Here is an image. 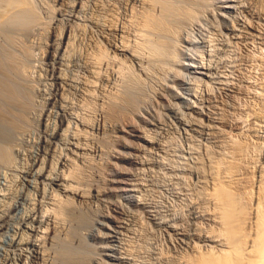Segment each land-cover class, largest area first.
Listing matches in <instances>:
<instances>
[{"label": "bare ground", "instance_id": "obj_1", "mask_svg": "<svg viewBox=\"0 0 264 264\" xmlns=\"http://www.w3.org/2000/svg\"><path fill=\"white\" fill-rule=\"evenodd\" d=\"M42 1V0H41ZM45 0H43V2H44ZM51 1V4H52V0H50ZM50 1H48V5H49V3H50ZM57 1V3L59 4H61L62 5V3L64 2V0H56ZM66 1H68V0H66ZM70 1V0H69ZM86 2H87V0H85ZM89 1V0H88ZM118 1H120V0H118ZM130 1V0H129ZM133 3H134V5H135V7H137V5H139V9L137 10V8H135V7H133L134 8V11H136V14L134 15V17H132L133 18V21L134 22H136V29L138 28L139 30L138 31H141V32H143L142 34H141V32H140V34L141 35H144L143 36V38H144V40L142 41V42H140V40L138 39V38H140V37H138V35H139V32H138V35H137V30L136 29H133L134 30V32L136 33V35H137V39L139 40H137V39H134V41H135V43H137L136 42V40L139 42V43H137L136 45H135V47L134 46H131L132 45V43L133 42H130L129 43V39H130V37H128V34H127V39L125 38V36L126 35H124L123 34V30H122V28L121 27H119V23H117L118 24V26H116L115 24H116V22L114 23V25L112 24L111 25V22H110V25L111 26H104V25H102V24H100V23H98L99 22V20L97 21L96 20V23H95V25H97L98 27L97 28H99V27H101V29H103V31H104V35H102V40H101V44H100V42H99V44H97L96 42H95V40L93 39V38H91L93 41H94V43H95V46H93L92 48H93V50H91L90 51V47H89V45L87 46V47H89L88 49H89V51L88 52H86V53H82V54H80V55H82V57H79V60L81 61V62H79L80 64H82L81 66H82V69H83V73H84V76H83V79L81 80L80 79V77H79V82L77 83V86H79V92H80V94L81 95H83V97L85 96V98L87 99V101H88V97L90 98V97H95L96 99H97V101H96V103H97V108H96V111H97V114H95L97 117H96V119L95 120H93V121H91L90 120V118H88L87 116L88 115H85V113H86V111L84 110V113H83V111L80 109V107H78V106H76V105H78V104H66V103H64L63 101L67 98V96H66V98H64L63 97V95H64V92H63V90H64V81H65V77H64V75L66 74V73H64V71H62L63 70V64L64 63H66L65 61L67 60L66 58L68 57V55L70 56V57H72V55L71 54H69V51L70 50H72L73 48L75 49V51H76V45H75V47H71V46H73V42H74V44H76L75 42L76 41H73L72 43H71V41H72V37L74 36L73 34L74 33H78L79 31L77 30V32H74V33H72V28H73V26L71 27V26H69V25H63V27L60 25L61 24V22L63 23L64 21H62L64 18H65V15H67V18H65V19H68V20H72L73 18H79V16L78 15H80V13L83 11V9L84 10H86L85 8H84V2H83V0H72L71 1V3H69V5H67L66 4V6L67 7H69V12H68V14H66L65 12L68 10H66L65 12H64V10L66 9V8H62L61 7V5H59V6H55L56 7V9H54V6H53V10L52 11H50L49 13L51 14H54V16H53V18H48L47 17V15L49 16L50 14L48 13V14H45L46 15V17L48 18V20H46L47 18H45V16H41L40 15V13L41 14H43L42 12H40L41 10L40 9H38V7H42L41 6V4H42V2L39 4V3H37V2H39L38 0L36 1H34V0H0V162H6L7 164L11 161V160H13L12 159V157H13V153H12V150L14 149V150H16L15 148H13V149H11L12 147V140L16 137L15 135H16V133H17V135H18V133H22L21 131H23L24 129H26L27 128V126L29 125V124H31V123H33V120L35 121V119H37L43 126H45V129L43 130V138H42V142H41V146H40V148H39V152H38V156L37 155H35L34 153V156H37L36 157V160H35V163L33 164V168L32 169H27V170H25L23 173V176H24V178H26V177H29V176H33V178L35 179V184H33L34 186H36V191L35 190H33V191H35L36 193H35V198L33 199V202H32V200H30L31 202H32V204H31V207H28V208H26L25 210H27L28 212L23 216V217H21L22 219H20V220H18V221H21L19 224L20 225H18L17 227H18V229H17V231L15 230V233L13 234L12 233V236H11V238H10V241H8L9 242V247L7 248L8 250V255H7V257H6V259H4L5 261H3L4 263L3 264H89L88 263V259H89V257H88V255L89 256H91V257H93L94 256V254L92 255V252H93V250H92V252H90V253H87L86 252V250H87V246L89 247V245H86V243H84L85 241H86V239L88 238V236H86L85 235V237H87L84 241H83V237L84 236H82V231H78V228H79V226H77V225H82V224H85L86 222H88L89 220V224H85V228L84 229H86V228H88L89 227V225L91 224V222L93 223V221L91 220V219H93L92 218V216H90L91 215V213H89L88 211L86 212V208L85 209H82L83 207H84V202L85 201H87L88 200V198L89 197H91V196H96V197H98V196H100V195H102V194H104V193H107V192H109V193H124L125 195H126V199H127V201L130 203V204H132V205H134V206H136V207H146L148 204L147 203H149V202H145L144 200H143V198L140 196V195H142V193H141V191H140V195H138L137 194V191H135L136 189H135V184H132L134 181H132V183H130V182H128L126 179H116V177H113L114 178V180H113V178H111L112 179V181H111V183H109V184H111V187H110V185H109V190L108 191H104V189L102 190V189H100L99 188V185L102 183H100L99 185H97L98 187H91V188H87L86 186H83L82 185V180L81 179H83L82 178V174L80 173V168L81 167H83V166H81L80 167V165L82 164H79V161H82V160H84L87 156H90V155H87L88 154V147L86 146V145H84V146H86V147H84V146H82V144H81V136H82V134H83V136H84V133H85V130H86V128L88 129L89 127L90 128H95V129H99V131H100V128H102V126H103V124H105L106 123V121H108V122H110L109 120H114V121H117V122H119L120 123V125L122 126L121 128H119V129H121L120 131H124V132H127V133H130V134H128L129 136H132L131 134L132 133H134V132H136V130H137V126H136V124H138L139 123V120L137 119V121H138V123H137V121H136V118H139L141 115H142V113H143V111H141V112H138V111H140L139 110V108H138V105H140V104H138V102H137V104H136V99H138L139 98V96H140V94H138V92L140 93V90L138 89V90H136L137 89V87H139L138 85L140 84H142V79H143V76H144V74L143 75H141L142 73H146L147 75L148 74H150L148 71H151L150 69V67L149 66H155L156 65V67H155V70H156V68H158V66L159 67H168L167 68V70H169V71H171V69L173 70L174 68H175V66H173L174 68H170L169 66H171L172 67V65H169L170 63H167V62H169L167 59H170L171 57H176L175 55H174V51H176L177 52V49L178 48H180V47H178L177 49L175 48V46L178 44L179 45V43L181 42L182 43V41H181V39H180V42L179 43H176V42H178L179 40L177 39V41L175 40V38L176 37H178V35L180 34L179 32H180V30H179V27L181 26V24H180V22L182 21V22H189L188 20L189 19H191L192 20V18L194 17V15H198L199 13V15H201L202 14V12H199L198 14H196V12L195 11H197V9H199V7L200 6H202V5H206L205 7L207 8V10H209L210 8H212V6L210 7V6H208V3H211V2H213L212 0L209 2L208 0H131ZM206 1H208V3H205ZM215 1V0H214ZM227 1V0H226ZM238 1V0H237ZM47 1H45V3H46ZM94 2V1H93ZM105 1H103L102 0V5H103V3H104ZM108 2H109V0H108ZM106 3L105 2V4H111V3ZM123 2V1H122ZM125 2V1H124ZM243 2V1H242ZM258 2V1H257ZM38 4V7H37V4ZM56 3V4H57ZM88 3V2H87ZM94 3H96V2H94ZM100 3V2H99ZM128 3V2H127ZM126 3V4H127ZM202 3H205V4H202ZM214 3V2H213ZM244 3V2H243ZM246 3H247V1H246ZM254 2H253V0H252V4H253ZM44 4V3H43ZM55 4V3H54ZM55 4V5H56ZM57 4V5H58ZM64 5H65V3H63ZM90 4V3H89ZM89 4H87V5H89ZM97 4H98V2H97ZM96 4V5H97ZM113 4V3H112ZM111 4V5H112ZM115 4H117V3H115ZM129 4H131V2L129 3ZM128 4V5H129ZM196 4H202V5H200L199 7H198V5H197V8L196 9H193V6H196ZM245 4V3H244ZM252 4H250V5H252ZM255 4H256V2H255ZM260 4V3H259ZM40 5V6H39ZM47 5V6H48ZM95 5V6H96ZM110 5V6H111ZM114 5V4H113ZM112 5V6H113ZM132 5V4H131ZM233 5V4H232ZM237 4H235V6H236ZM239 5V4H238ZM238 5H237V7H238ZM241 5V4H240ZM247 6H248V3L246 4ZM249 5V6H250ZM46 5L44 4V7H45ZM47 6H46V11H48L49 10V8H48V10H47ZM51 6V7H52ZM66 6H64V7H66ZM100 5L98 4V7H99ZM104 6H107V5H104ZM115 6V5H114ZM113 6V7H114ZM118 6H120V5H118ZM121 6H123V5H121ZM125 6V5H124ZM130 6V5H129ZM208 6V7H207ZM226 6V5H225ZM243 6V5H242ZM255 6V5H254ZM257 6V5H256ZM43 7V8H44ZM58 7V8H57ZM85 7H86V4H85ZM88 7V6H87ZM92 7V6H91ZM108 7V6H107ZM113 7H110V8H112V9H114ZM116 7V6H115ZM128 7V6H127ZM210 7V8H209ZM214 7V6H213ZM232 6H228V8H231ZM90 8V7H89ZM101 8H103V6L101 7ZM106 8V7H105ZM109 8V7H108ZM109 8V9H110ZM117 8H119V7H117ZM125 8H126V6H125ZM131 8H132V6H131ZM133 8L131 9V11L133 10ZM202 8V7H201ZM203 8H204V6H203ZM206 8H204L205 9V11L207 12V10H206ZM209 8V9H208ZM215 8V7H214ZM50 9H52V8H50ZM91 9H94V8H91ZM116 9V8H115ZM114 9V10H115ZM123 10H124V8H122ZM122 9H118V10H122ZM203 9V10H204ZM237 9V8H236ZM256 9V8H255ZM40 10V11H39ZM97 10H99V9H97ZM104 10V9H103ZM111 10V9H110ZM109 10V11H110ZM213 9H211V11H212ZM215 11H216V9H214ZM213 10V11H214ZM248 10V9H247ZM246 10V11H247ZM252 10H254V9H252ZM260 10V9H259ZM116 11V10H115ZM114 11V12H115ZM119 11V12H120ZM199 11H201V9L199 10ZM243 11V10H242ZM255 11H257V10H255ZM40 12V13H39ZM85 12V11H84ZM104 12H106V10L104 11ZM113 11H111V13H112ZM127 12V10H125V13ZM204 12V11H203ZM222 12V11H221ZM239 12V11H238ZM254 12V11H253ZM87 13V12H86ZM91 13H92V11H91ZM95 12L93 11V13H92V15L94 14ZM99 13V12H98ZM110 13V14H111ZM118 13V12H117ZM124 13V14H125ZM212 13V12H211ZM214 13V12H213ZM217 12H215V14H216ZM240 13H241V11H240ZM252 13V12H251ZM85 14V13H84ZM83 14V15H84ZM109 14V13H108ZM108 14L106 15V16H108ZM109 14V15H110ZM115 14V13H114ZM119 14V13H118ZM122 14H123V12H122ZM128 14V13H127ZM208 14H210V13H208ZM207 14V15H208ZM253 14H255V16H257V17H259V19L260 18H264L263 16H264V11L263 10H261V11H259L258 13H253ZM252 14V15H253ZM257 14V15H256ZM50 15V16H51ZM82 15V16H83ZM102 15V14H101ZM100 15V16H101ZM103 15H105V14H103ZM102 15V16H103ZM112 15V14H111ZM120 15V14H119ZM211 15H214V14H211ZM217 15H218V13H217ZM217 15H215V17L213 18V19H215L216 18V20L215 21H217V18H219V16H217ZM224 15H226V14H224ZM223 15V16H224ZM242 15V14H241ZM244 15H246V14H244ZM249 15V14H248ZM49 16V17H50ZM81 16V15H80ZM96 16V15H95ZM105 16V17H106ZM114 16V15H113ZM127 16V15H126ZM131 16H132V13H131ZM136 16V17H135ZM195 16V17H196ZM206 16V15H205ZM204 15L202 16V17H205ZM217 16V17H216ZM236 16H237V14H236ZM247 16V15H246ZM84 17V16H83ZM87 17V16H86ZM89 17H92V16H89ZM89 17H87V18H89ZM97 17V16H96ZM96 17H95V19H96ZM104 17V16H103ZM104 17V18H105ZM122 16H119V18H121ZM128 17V16H127ZM130 17V16H129ZM201 18V16H198V18ZM207 17H209V16H207ZM211 17V16H210ZM225 17V16H224ZM100 18V17H99ZM103 18V19H104ZM107 18V17H106ZM105 18V21L106 20H108V18L106 19ZM111 18V17H110ZM113 18V17H112ZM114 18H116V19H114V20H117L118 19V16L116 15V17H114ZM126 18V17H125ZM187 18H189V19H187ZM206 18V17H205ZM205 18H202V20L203 19H205ZM222 18V17H221ZM220 18V19H221ZM227 18H229L230 20H231V18L230 17H228V15H227ZM233 18V17H232ZM235 18H237V17H235ZM252 18V17H251ZM253 18H254V15H253ZM252 18V19H253ZM51 19V20H50ZM82 19V18H81ZM85 19V18H84ZM91 19H93V18H90V20ZM122 19V18H121ZM182 19H187V20H182ZM228 19V20H229ZM68 20H67V23H68ZM88 20V19H87ZM112 20V19H111ZM113 20V21H114ZM128 20V19H127ZM191 20H190V22L189 23H187L188 25L190 24V23H193V22H191ZM194 21H196L197 20V18H194L193 19ZM192 20V21H193ZM207 20V19H206ZM209 20V19H208ZM212 20V19H211ZM242 20H245V22H246V19H243L242 18ZM247 20H248V18H247ZM255 20V19H254ZM254 20H253V22H254ZM51 21V22H50ZM75 21V20H74ZM110 21V20H109ZM120 20H118V22H119ZM131 20H129V22H130ZM213 21V20H212ZM211 21V22H212ZM218 21H219V19H218ZM233 21V24H234V27H232V26H229L230 28H228V30L229 31H236V29H237V25H235L236 23H234L235 21H234V19L232 20ZM257 21V20H256ZM80 22H82L81 20H80ZM93 22H94V20H93ZM101 22V21H100ZM124 22V21H123ZM123 22H121L122 24H123ZM134 22H131L132 24H134ZM214 22V21H213ZM212 22V23H213ZM220 22V21H219ZM218 22V23H219ZM247 22H249V20L247 21ZM250 22H251V19H250ZM252 22V23H253ZM258 22V21H257ZM262 22V21H261ZM66 23V24H67ZM71 23H72V21H71ZM89 23V22H88ZM87 23V24H88ZM105 23V22H104ZM195 23V22H194ZM197 23V22H196ZM198 23L200 24V20L198 19ZM232 22L230 21V24H231ZM73 24H74V22H73ZM76 24V23H75ZM85 25H86V23H84ZM105 24H109L108 22L107 23H105ZM128 24V23H127ZM132 24H131V26H132ZM198 24V25H199ZM221 25H222V23H220ZM242 24H246V23H243L242 22ZM249 24V23H248ZM251 24V23H250ZM249 24V25H250ZM259 24H260V22H259ZM77 25V24H76ZM76 25H74V26H76ZM80 25H82V24H80ZM80 25H78V26H80ZM85 25H84V27H85ZM121 25V24H120ZM186 25V24H185ZM201 25H203L202 24V21H201ZM216 25V24H215ZM225 25V24H224ZM228 25V24H227ZM252 25V24H251ZM250 25V26H251ZM257 25V24H256ZM261 25V24H260ZM83 26V25H82ZM90 26H92L91 24H90ZM125 27L127 26V25H124ZM130 26V25H129ZM134 26H135V24H134ZM187 26V25H186ZM204 26V25H203ZM244 26H246V25H244ZM124 27V29H125V31H126V29L127 28H125ZM128 27V26H127ZM182 27V26H181ZM191 27V24L189 25V28ZM192 27H193V24H192ZM192 27H191V29H192ZM196 27V26H195ZM198 27V26H197ZM216 27V26H215ZM236 27V28H235ZM248 27V26H247ZM253 28H254V26H252ZM251 27V28H252ZM77 28V26L74 28V29H76ZM88 28V27H87ZM86 28V29H87ZM90 28H93L94 29V27H90ZM132 28H135V27H131V30H132ZM185 28V27H184ZM217 28V27H216ZM218 28H219V26H218ZM220 28H221V26H220ZM223 28V27H222ZM225 28V27H224ZM239 28V27H238ZM242 28V27H241ZM240 28V29H241ZM260 28V27H259ZM258 28V29H259ZM73 29V30H74ZM78 29V28H77ZM80 29H83V28H80ZM79 29V30H80ZM85 29V28H84ZM83 29V30H84ZM129 29H130V27H129ZM191 29H189V30H191ZM201 29V28H200ZM205 29V28H204ZM210 29V28H209ZM245 28H243L242 29V31L244 30ZM247 29V28H246ZM246 29H245V31H246ZM96 30V29H95ZM99 30H100V28H99ZM132 30V31H133ZM136 30V31H135ZM183 30V29H182ZM182 30H181V32H182ZM188 30V29H187ZM187 30H186V32H187ZM193 30V29H192ZM195 30V29H194ZM203 30V29H202ZM218 30H220V29H217V32H218ZM238 30V29H237ZM260 30V29H259ZM86 31V30H85ZM84 31V33H86ZM90 31V30H89ZM125 31H124V33H125ZM132 31H131V33H132ZM184 31H185V29H184ZM197 31V30H196ZM206 31H209L208 29L206 30ZM212 31V30H211ZM221 31H224V29L222 30L221 29ZM228 31V32H229ZM241 31V30H240ZM249 31V30H248ZM97 33H98V31H96ZM127 32H129V31H127ZM129 33L130 35H132V36H134V34L135 33ZM189 32H191V31H189ZM194 32V31H193ZM201 32V31H200ZM204 31H202V33H203ZM253 32V31H252ZM251 32V33H252ZM255 32V31H254ZM253 32V33H254ZM82 33H83V31H82ZM101 32H99V34H100ZM197 33V32H196ZM205 33V35L207 34V32H204ZM212 33V32H211ZM222 33H224V32H222ZM231 33V32H230ZM238 33V32H237ZM249 34H250V32H248ZM252 33V34H253ZM79 34V33H78ZM80 34H81V31H80ZM88 34H90V36H91V33H89L88 32ZM95 34V33H94ZM93 34V35H94ZM121 34H123V35H121ZM189 34V33H188ZM194 34V33H193ZM192 34V35H193ZM209 34L210 33H208V36H209ZM214 34H216L215 32H214ZM219 34V33H218ZM226 34V33H225ZM257 34V33H256ZM260 34H261V31H260ZM85 34H83V36H84ZM98 35V34H97ZM101 35V34H100ZM99 35V36H100ZM110 35H113V36H119V35H121L120 36V42H118V41H113V40H110L109 38V36ZM184 35V34H183ZM197 35V34H196ZM195 35V36H196ZM199 35H201V34H199ZM210 35H213V33L212 34H210ZM222 35V34H221ZM227 35H228V33H227ZM239 35H242V34H239ZM254 35V34H253ZM252 35V36H253ZM77 36H79V35H77L76 34V37ZM123 36H124V38L126 39V40H128V41H124L123 40ZM140 36V35H139ZM187 36H190V35H187ZM213 36H215V35H213ZM213 36H209V37H213ZM217 36V35H216ZM220 36V35H219ZM225 36V35H224ZM224 36H222V37H224ZM229 36V35H228ZM227 36V37H228ZM238 36V35H237ZM252 36H251V38H252ZM258 36H259V34H258ZM263 36V35H262ZM86 37H88L89 38V36H86L85 35V38ZM180 37V36H179ZM185 38H186V36H184ZM194 37V36H193ZM197 37V36H196ZM196 37H194L193 38V41L195 40V38ZM234 37H236V36H234ZM242 37H244V36H242ZM250 37V36H249ZM248 37V38H249ZM256 37H257V35H256ZM264 37V36H263ZM79 38H80V36H79ZM82 38H84V37H82ZM88 38H86V39H88ZM97 38V37H96ZM95 38V39H96ZM116 38V37H115ZM215 38V37H214ZM213 38V39H214ZM217 38V37H216ZM232 38H233V36H232ZM237 38V37H236ZM238 38H240L239 36H238ZM260 38V37H259ZM42 39H43V42H40L41 44H40V46H42L43 47V50L42 51H39L40 53L41 52H43L42 53V57H40L41 59H42V63H44V64H42L41 63V61L39 62V63H41L42 64V66L43 65H46L47 66V68H48V70H49V72H50V74H51V83L50 82H48V83H50L49 84V87L45 90V89H43V90H45L44 91V93L42 92V88H39V86H38V84L37 83H39V81H40V79L42 80L44 77L42 76V73H43V75H44V73L45 72H39L38 74H40L41 73V75L40 76H42L43 78H40V76H39V79L37 78L38 77V75H32L33 74V69H34V66H33V63L35 62H33L32 63V58H33V56H35L34 54H36L35 52L33 53V50H34V48H35V45L39 42V41H42ZM75 39V38H74ZM100 39H101V37H100ZM113 39V38H112ZM187 39V38H186ZM189 39V38H188ZM206 39L208 40V39H212V38H207L206 37ZM206 39H205V41H206ZM217 39H219V38H217ZM222 39V38H221ZM227 39H229V37L227 38ZM250 39V38H249ZM261 39H263V38H261ZM76 40V39H75ZM78 40H80V39H78ZM84 40V39H83ZM89 40H90V38H89ZM98 40H99V38H98ZM116 40V39H115ZM184 40V39H183ZM190 40V39H189ZM197 41H198V37H197V39H196ZM216 39H214V41H215ZM231 40V39H230ZM244 40V39H243ZM254 40V39H253ZM264 40V39H263ZM87 41V40H86ZM97 41V40H96ZM100 41V40H99ZM131 41V40H130ZM204 41V42H205ZM211 41V40H210ZM212 42V43H214V44H212L211 43V45H214V47L216 46V43L215 42ZM226 41H228V40H226ZM233 41V40H232ZM231 41V43H233ZM240 41V40H239ZM80 42V41H79ZM81 42H83V41H81ZM98 42V41H97ZM126 42H128L129 44H127ZM192 42V41H191ZM190 42V43H191ZM201 42V41H200ZM209 42V41H208ZM217 42V41H216ZM230 42V41H229ZM235 42H236V40H235ZM234 42V43H235ZM245 42V41H244ZM255 42V41H254ZM84 43H85V40H84ZM90 43V42H89ZM175 43H176V45H175ZM189 43V44H190ZM223 43V42H222ZM237 43V42H236ZM235 43V44H236ZM240 44H241V42H239ZM239 43H238V45H239ZM247 43H248V41H247ZM250 43V42H249ZM72 44V45H71ZM86 44V43H85ZM87 44H88V42H87ZM86 44V45H87ZM91 44V43H90ZM93 44V43H92ZM92 44L90 45V46H92ZM219 44H220V42H219ZM234 44V45H235ZM242 44H243V42H242ZM245 45H246V43H244ZM252 44H253V41H252ZM38 45V44H37ZM85 45V46H86ZM177 45V46H178ZM184 46H185V44H183ZM197 45V44H196ZM206 45V44H205ZM208 45V44H207ZM210 45V44H209ZM226 45H227V42H226ZM233 45V46H234ZM237 45V46H238ZM78 46H80V43H79V45ZM179 46H182V45H179ZM199 46V45H198ZM197 46V47H198ZM202 46V45H201ZM204 46V45H203ZM222 46H225V44L224 45H222ZM230 46V45H229ZM83 47V46H82ZM86 47V48H87ZM188 47V46H187ZM214 48L213 46H210L209 48ZM220 47L221 46H219V49H220ZM227 47V46H226ZM239 47V46H238ZM247 47V46H246ZM72 48V49H71ZM86 48H84V49H86ZM91 48V49H92ZM182 49L181 50H183L184 48L183 47H181ZM186 48V47H185ZM205 48V47H204ZM203 48V49H204ZM207 48V47H206ZM211 48V49H212ZM217 48H218V45H217ZM240 48V47H239ZM36 49V48H35ZM42 49V48H41ZM40 49V50H41ZM78 49H82L81 47H79V48H77V50ZM174 49H176V50H174ZM191 48H189V50H190ZM192 49H194V47L192 48ZM198 49V48H197ZM201 49V48H200ZM203 49H202V51H203ZM210 49V50H211ZM222 49V48H221ZM83 50V49H82ZM178 50H180V49H178ZM186 50V49H185ZM199 50V49H198ZM226 50V49H225ZM37 51V50H36ZM75 51H70L71 53L72 52H75ZM85 51H87V50H85ZM85 51H82V52H85ZM184 51V50H183ZM182 51V52H183ZM193 51V50H192ZM200 51V50H199ZM216 51V50H215ZM215 51H213V52H215ZM221 51V50H220ZM219 51V52H220ZM77 52V51H76ZM80 52V51H79ZM175 52V53H176ZM181 52V51H180ZM206 52H207V50H206ZM211 53H212V51H210ZM39 53V54H40ZM186 52H184V54H185ZM194 53H195V51H194ZM203 53H204V51H203ZM210 53V54H211ZM38 53H37V55H39ZM76 54V53H75ZM182 54V53H181ZM180 54V55H181ZM184 54H182V55H184ZM190 54V53H189ZM200 54V52L198 53V55ZM202 54V53H201ZM209 54V55H210ZM213 54V53H212ZM215 54V53H214ZM179 54H177V56H178ZM220 55V54H219ZM200 56V55H199ZM216 56H218V54L216 55ZM215 56V57H216ZM37 57V56H36ZM33 58V59H37V58ZM69 57V58H70ZM182 57H185V56H182ZM190 57V56H189ZM194 57V56H193ZM202 57H204V56H202ZM212 57V56H211ZM225 57V56H224ZM38 58H39V56H38ZM68 58V59H69ZM73 58V57H72ZM123 58H126V60L128 59V60H130L131 61V64H132V66H133V69L135 70V68H134V66L136 67V71L137 70H139V72H142V73H140V75L142 76V77H138L139 76V74L138 73H136V74H138V76H136V74L134 73L133 74V71H132V73H131V71L129 72V73H131L132 75H130V76H132V79H131V77H130V79L131 80H133V82L131 81V80H128L129 79V76H127L126 78H128V79H126L125 77H123V76H126V75H128V74H124V73H122L123 72V70L124 69H122L123 67H121L120 65L123 63ZM177 58V57H176ZM180 58V57H179ZM195 58V57H194ZM200 58V57H199ZM210 58V57H209ZM226 58V57H225ZM236 58V57H235ZM76 59H77V57H76ZM178 59V58H177ZM200 59H202V58H200ZM224 59V58H223ZM228 59V58H227ZM78 60V59H77ZM125 60V59H124ZM126 60L124 61L126 64H127V62H126ZM127 60V61H128ZM167 60V61H166ZM170 60H172V58L170 59ZM182 60V59H181ZM203 60V62H204V59H202ZM202 60H201V62H202ZM207 60V59H206ZM212 60V59H211ZM214 60V59H213ZM215 60H216V58H215ZM68 61V60H67ZM114 61V62H113ZM115 61L116 62H118V64L119 63H121L119 66H118V64H115ZM178 61V60H177ZM185 61V60H184ZM196 61V60H195ZM217 61H219V59H217ZM221 61V60H220ZM219 61V62H220ZM38 62V61H37ZM76 62V61H75ZM114 63V64H112V66L114 65H117V68H118V70H119V72L118 71H116V70H114V67H112L110 64L111 63ZM165 62L168 64V66H165V65H167V64H165ZM175 62H176V59H175ZM175 62H173V64L175 65ZM178 62H181V61H178ZM186 62V61H185ZM210 62V61H209ZM36 63V62H35ZM34 63V64H35ZM38 63V64H39ZM71 63V62H70ZM74 63V62H73ZM129 63V62H128ZM188 63V62H187ZM196 63H198V61L196 62ZM206 63V62H205ZM204 63V64H205ZM211 63H212V61H211ZM211 63H209L210 64V66H211ZM214 63H216L217 64V62H215L214 61ZM214 63H212V64H214ZM221 63H223V62H221ZM226 63H227V61H226ZM225 63V64H226ZM235 63V62H234ZM240 63H242V62H240ZM244 63V62H243ZM37 64V65H38ZM68 64V63H67ZM131 64H127L128 66L129 65H131ZM152 64H154V65H152ZM165 64V65H164ZM186 64V63H185ZM203 64V65H204ZM227 64H229V63H227ZM226 64V65H227ZM238 64V63H237ZM78 65V64H77ZM77 65H76V67H77ZM123 65L125 66V64L123 63ZM122 65V66H123ZM126 65V66H127ZM158 65V66H157ZM178 65V64H177ZM180 65H182V64H180ZM192 65H193V63H192ZM196 65H198V64H196ZM199 65H200V62H199ZM203 65H202V67H203ZM218 65V64H217ZM224 65V64H223ZM233 65V64H232ZM232 65H230V66H232ZM236 64H234L233 66H235ZM240 65V64H239ZM238 65V66H239ZM263 65V64H262ZM45 66V67H46ZM67 66V65H66ZM68 66H70L69 64H68ZM126 67V68H131L132 66H130V67ZM187 66V65H186ZM195 66V65H194ZM193 66V67H194ZM205 66H207V64L205 65ZM205 66H204V70L202 71L201 70V72H198V73H201L203 76H209V75H212V73L210 72L211 71V69L210 68H208V67H206L205 68ZM209 66V65H208ZM213 66V65H212ZM40 67V66H39ZM71 67H73V66H71ZM111 67H112V69H111ZM121 67V68H120ZM214 67V66H213ZM218 67V66H217ZM224 67H228V66H224ZM240 67V66H239ZM46 68V69H47ZM70 68V67H69ZM75 68V67H74ZM79 68V67H78ZM116 68V69H117ZM154 68V67H153ZM170 68V69H169ZM196 68H198V67H196ZM216 68V67H215ZM220 66H219V68H218V70H220ZM229 68V67H228ZM233 68V67H232ZM236 69H238V67H235ZM32 69V70H31ZM36 69L38 70V68L36 67ZM45 69V68H44ZM44 69H42V70H44ZM65 69V68H64ZM73 69V68H72ZM72 69H70L71 71H72ZM81 69V68H80ZM121 69H122V72H121ZM149 69V70H148ZM163 68H160V70L161 71H163L162 70ZM177 70H178V67L176 68ZM175 69V70H176ZM182 69V68H181ZM236 69H234V70H236ZM240 69V68H239ZM129 70H132V68L131 69H129ZM153 70V69H152ZM155 70H153V71H155ZM175 71V72H177L178 74L180 73V72H178V71ZM187 70V69H186ZM223 70V69H222ZM224 70H228V69H225L224 68ZM223 70V71H224ZM231 70V69H230ZM233 70V71H234ZM241 70V69H240ZM35 71V70H34ZM46 71V70H45ZM66 71H69V70H67L66 69ZM74 71V70H73ZM78 71V70H77ZM183 71V70H182ZM181 71V72H182ZM35 72H37V71H35ZM34 72V73H35ZM49 72H47V73H49ZM62 72L64 73V75L62 74ZM159 71L157 70V72H155V73H158ZM166 72V70L164 71V73ZM174 72V73H175ZM195 72V71H194ZM217 72H219V71H217ZM232 72V71H231ZM46 73V74H47ZM80 73V72H79ZM120 73H122V75H120ZM152 74L151 75H153V72H151ZM168 73H170V72H168ZM183 73V72H182ZM182 73L180 74L181 75V78L180 79H184V78H182L186 73L184 72L183 73V76H182ZM211 73V74H210ZM225 73H228V72H225ZM36 74V73H35ZM49 74V75H50ZM68 74H69V72H68ZM76 74H78L77 72H76ZM76 74H74V75H76ZM145 74V76H147ZM229 74V73H228ZM231 74H233V73H231ZM230 74V75H231ZM79 75V74H78ZM166 75V74H165ZM171 75V74H170ZM173 75H175V77H177L176 76V74H172V76ZM180 75L178 76V77H180ZM196 75V74H195ZM216 75H220V74H216ZM216 75L215 76H213V77H216ZM34 76V77H33ZM37 76V77H36ZM66 76V75H65ZM69 76V75H68ZM71 76V75H70ZM80 76H81V74H80ZM144 76V77H145ZM149 76V75H148ZM154 76V75H153ZM156 76V75H155ZM172 76H171V78H172ZM221 77L222 76H224V75H222V73H221V75H220ZM232 76V75H231ZM257 76V75H256ZM72 77V76H71ZM157 77H158V75H157ZM157 77H156V79H157ZM161 77H163L164 78V80L166 79V78H169V77H167V75H166V77L165 76H161ZM197 77H198V75H197ZM219 77V76H218ZM226 77V76H225ZM228 77V76H227ZM230 77V76H229ZM233 77V76H232ZM67 78V77H66ZM76 78H77V76H76ZM82 78V77H81ZM140 78H142L141 79V82H140ZM148 78H151V77H148ZM148 78H146L147 80H149ZM155 78V77H154ZM153 78V79H154ZM170 78V79H171ZM194 78V77H193ZM199 78H202L203 79V77L201 76V77H199ZM220 78V77H219ZM50 79V78H49ZM70 79V78H69ZM146 79L144 80V82H143V86H144V83L145 82H147L146 81ZM160 79H162V78H160V76H159V80ZM177 79V78H176ZM216 79V78H215ZM214 79V80H215ZM39 80V81H38ZM74 80V81H75ZM107 81V82H109V84L110 83H113V84H115L114 86H116V85H118V83L116 84V82H118V80L119 81H122L119 85V87L118 86H116V87H114V88H116L114 91H110V93H108L107 95H106V93H103L102 91H100V89L101 88H103V87H105V86H103V87H101V83H103L104 81ZM163 80V81H164ZM167 80V79H166ZM166 80L164 81V82H162V84L164 83H166ZM175 80V79H174ZM185 80V79H184ZM194 80H197V79H194ZM206 80V79H205ZM204 79H203V81H205ZM212 80V79H211ZM222 80V79H221ZM225 81H226V79H224ZM240 80V79H239ZM44 81H46V80H44ZM48 81V80H47ZM72 81H73V79H72ZM132 83H131V82ZM157 81V80H156ZM155 81V79H154V82L155 83H157ZM198 81V80H197ZM196 81V82H197ZM203 81L202 80H200L199 79V82H202V84H204L203 83ZM230 81V82H229ZM228 81V83H231V79ZM41 82H43V81H40V84H41ZM154 82H152L153 84H154ZM206 82H207V80H206ZM215 82H217V81H215ZM214 82V83H215ZM219 82H221V84H222V81H219ZM218 82V83H219ZM224 82V81H223ZM227 82V81H226ZM44 83V82H43ZM69 82H67V84H68ZM76 83V82H75ZM105 83V82H104ZM150 83H151V79H150ZM150 84L151 85V87H152V85L153 84ZM159 83H160V81H159ZM159 83H157V85L159 84ZM170 83V82H169ZM169 83L167 82V84L169 85ZM198 83V82H197ZM209 83V82H208ZM212 83V82H211ZM234 83H235V81H234ZM238 83V82H237ZM237 83H236V85H237ZM122 84V85H121ZM147 85L149 84V83H146ZM182 84V83H181ZM225 84V83H224ZM232 84V83H231ZM262 84V83H261ZM74 85H76V84H74ZM108 85V84H107ZM107 85H106V88L105 89H107ZM142 85H141V88H142ZM171 85V84H170ZM174 85H175V83H174ZM197 85H199V83L197 84ZM210 85V84H209ZM220 85V84H219ZM227 85V84H226ZM233 85H235V84H233ZM239 85V84H238ZM259 85V84H258ZM46 86H48V84L46 85ZM67 86V85H66ZM108 86H111V85H108ZM154 86H155V84H154ZM176 86V85H175ZM175 86H174V88H175ZM206 86V85H205ZM208 86V85H207ZM211 86V85H210ZM223 86V85H222ZM221 86V87H222ZM231 86V85H230ZM229 86V87H230ZM251 86V85H250ZM41 87V86H40ZM69 87V86H68ZM68 87L66 88V90L68 89ZM73 87V86H72ZM112 87H113V85H112ZM148 87V86H147ZM150 87V86H149ZM149 87H148V89H149ZM162 87V86H161ZM172 87H173V85H172ZM199 87H200V85H199ZM216 87V86H215ZM225 86H223L222 88H224ZM237 87V86H236ZM235 87V88H236ZM240 87H242V86H240ZM75 88V87H74ZM140 88V89H141ZM163 88H166V87H163ZM162 88V89H163ZM168 88H169V86H168ZM189 88H191V87H189ZM71 89H73V88H71ZM70 89V91H73V90H71ZM76 89V88H75ZM78 89V88H77ZM111 89V88H110ZM144 89V88H143ZM147 89V90H148ZM158 88L156 87V90H157ZM176 90H177V86H176V88H175ZM193 89V88H192ZM192 89H191V91H192ZM197 89L199 90L200 88H198L197 87ZM218 89H220V88H218ZM228 89H230V88H228ZM232 89V88H231ZM237 89V88H236ZM242 89V88H241ZM251 89V88H250ZM69 90V89H68ZM102 90H104V89H102ZM142 90V89H141ZM146 90V91H147ZM155 89H154V91H156ZM165 90V89H164ZM194 90H195V85H194ZM198 90L196 91H194V92H198ZM222 90V89H221ZM225 90V89H224ZM252 90V89H251ZM65 91V90H64ZM75 91V90H74ZM77 91V92H78ZM98 91L101 93H103L105 96H103V94H101L102 95V97L100 98V93L98 94ZM107 91H108V89H107ZM135 91H138L137 92V96L135 95ZM144 91V90H143ZM145 91V93H149V90L146 92ZM151 91V90H150ZM153 91V90H152ZM157 91H161V89H159V90H157ZM181 90H179V93H181L180 92ZM190 91V90H189ZM190 91V92H191ZM199 91H201V90H199ZM213 91V90H212ZM233 91H236V90H233ZM261 91V90H260ZM264 91V90H263ZM66 92V91H65ZM164 92V91H163ZM167 92V91H166ZM221 92V91H220ZM237 92V91H236ZM240 92V91H239ZM69 93V91L67 92V95H70V94H68ZM72 93V92H71ZM75 93V92H74ZM151 93H155V92H151ZM151 93H149L148 95H150ZM157 93V92H156ZM161 93V92H160ZM159 93V94H160ZM165 93V92H164ZM163 93V94H164ZM172 93V92H171ZM178 93V94H179ZM207 93H210V91H208ZM261 94H262V91L260 92ZM73 94V93H72ZM141 94H142V92H141ZM168 94V93H167ZM166 94V95H167ZM175 94H176V92H175ZM200 94H202V93H200ZM211 94V93H210ZM225 94V93H224ZM228 94H229V92H228ZM235 94H237V93H235ZM247 94V93H246ZM250 94V93H249ZM40 95L42 96V98H43V102L42 101H40L39 99H38V97L40 98ZM77 95H79V94H77ZM139 95V96H138ZM143 95H144V92H143ZM143 95H141V96H143ZM155 95V94H154ZM158 95V94H157ZM196 95L198 96V93H196ZM195 95V96H196ZM206 95V94H205ZM204 95V96H205ZM257 95V94H256ZM145 96V95H144ZM143 96V97H144ZM147 96V95H146ZM159 96V95H158ZM163 96H165V94L163 95ZM169 96V95H168ZM173 96H174V94H173ZM172 96V97H173ZM177 97H179L178 95H176ZM187 96V95H186ZM196 96V97H197ZM200 96V95H199ZM198 96V97H199ZM212 96V95H211ZM230 96V95H229ZM259 96V95H258ZM62 97L64 98L63 100H62ZM73 97V96H72ZM71 97V98H72ZM76 96H74V98H75ZM138 97V98H137ZM143 97H140V98H143ZM150 97H152V96H149V98ZM196 97H194V102L193 103H195L194 105L192 104L191 105V110H193L194 112H196V113H200V114H203L204 116H206V118H207V120L209 121V122H212V123H217L216 125H218V124H226V120L224 119V118H226V117H219V116H217V115H215L214 116V113H203L202 112V108L199 106V104L197 105V101H196ZM201 97V96H200ZM256 97V96H255ZM78 98H79V96H78ZM139 98V100H137V101H139V103H141L142 101V99H140ZM146 97H144V99H143V102L147 99H145ZM148 98V99H149ZM166 98H168L167 96H166ZM176 98V97H175ZM186 98V97H185ZM190 98V97H189ZM203 98V97H202ZM211 98V97H210ZM209 98V99H210ZM242 98V97H241ZM258 98V97H257ZM262 98V97H261ZM69 99H70V97H69ZM82 100H83V98H81ZM91 99H94V98H90V100ZM147 99V100H148ZM154 99H155V96H154ZM171 99V98H170ZM178 99V98H177ZM198 99H200V98H198ZM205 99H206V97H205ZM214 98H212V101H216V99H214ZM66 100H68V99H66ZM65 100V101H66ZM74 100H76V98L74 99ZM78 100V99H77ZM146 100V101H147ZM156 100H157V103L159 104L160 102L159 101H161V99L159 100V99H157V97H156ZM159 100V101H158ZM192 100V99H191ZM201 100V99H200ZM207 100H208V98H207ZM261 100V99H260ZM71 101V100H70ZM92 101H94V100H92ZM141 101V102H140ZM145 101V102H146ZM170 101V100H169ZM172 101H173V99H172ZM171 101V102H172ZM193 101V100H192ZM208 101H210V100H208ZM67 102V101H66ZM72 102H73V100H72ZM85 102H86V100H85ZM90 102V104L91 105H94V103H91V101H88V102H86V103H83L82 102V104H84V108L85 109H87L86 107H88V106H85L87 103H89ZM149 102V101H148ZM150 102H152V101H150ZM163 102V101H162ZM168 102V101H167ZM174 102V101H173ZM188 102V101H187ZM199 102H201V101H199ZM230 102V101H229ZM68 103H69V101H68ZM74 103H76L75 101H74ZM154 105H152V106H154L155 107V104H156V102L154 101V102H152ZM205 103H206V101H205ZM215 103V102H214ZM216 103H218V102H216ZM79 104H81V101H80V103ZM142 104V103H141ZM145 104H147V103H145ZM151 104V103H150ZM158 104L156 105V106H158ZM163 104L165 105L166 104V102H163ZM178 104V106H180L179 105V102H176V103H174V107H176V105ZM188 104V103H187ZM190 104V103H189ZM223 104V103H222ZM75 105V106H74ZM89 105V104H88ZM91 105H89V107L91 106ZM149 105V104H148ZM160 105V104H159ZM172 105V104H171ZM203 105V107L206 105H204V104H202ZM201 105V106H202ZM208 105V104H207ZM218 105H219V103H218ZM225 105V104H224ZM141 107L142 106H144V104L143 105H140ZM149 106H151V105H149ZM148 106V107H149ZM169 106V105H168ZM168 106H167V108H168ZM178 106L176 107V108H178ZM189 106V105H188ZM209 106V105H208ZM220 106V105H219ZM234 106V105H233ZM260 106V105H259ZM53 107H55L56 109H57V114H58V122H57V124H56V126H55V128L52 130V129H50V130H52V131H50L51 133H49L47 130H49L47 127H49L50 128V125H53V124H51L50 122V125L48 126V124L49 123H46V122H48L47 120H49L48 118H49V116H51V112H53V111H51V110H53ZM83 107V106H82ZM91 107H94V106H91ZM141 107H140V109H141ZM159 107L160 106H158V108L157 107H155V108H157L156 109V111H158V112H160L161 113V111L162 110H160L159 111ZM164 107V106H163ZM166 107V106H165ZM172 107V106H171ZM183 107V106H182ZM181 107V108H182ZM185 107H187V106H185ZM211 107V106H210ZM213 107V106H212ZM255 107V106H254ZM52 108V109H51ZM143 108V107H142ZM151 108H153V107H151ZM151 108L149 109V112H150V114L149 115H151V112L152 111H150L151 110ZM161 108V107H160ZM180 108V107H179ZM209 108V107H208ZM215 108V107H214ZM223 108V110L225 109L224 107H222ZM222 108L220 107V109L222 110ZM234 108V107H233ZM91 109H93V108H91ZM91 109H90V111H91ZM94 109H95V107H94ZM93 109V110H94ZM146 109H148L147 107H146ZM162 109V108H161ZM170 109V108H169ZM173 109V108H172ZM188 109H189V107H188ZM202 109V110H201ZM217 109V108H216ZM262 109V108H261ZM88 110V109H87ZM93 110H92V112H93ZM145 110V109H144ZM175 110V109H174ZM179 109H177V111H178ZM181 110V109H180ZM182 110H184V108L182 109ZM182 110H181V112H182ZM186 110V109H185ZM221 110H220V112H221ZM254 110H255V108H254ZM54 111H56L55 109H54ZM148 111V110H147ZM155 111V110H154ZM153 111V112H154ZM176 111V110H175ZM187 111V110H186ZM186 111H184V112H186ZM204 111V110H203ZM206 111V110H205ZM204 111V112H205ZM213 111H214V109H213ZM225 111H226V109H225ZM89 112V111H88ZM145 112H146V110H145ZM164 112H165V110H164ZM181 112H180V114H181ZM209 112V111H208ZM216 112V111H215ZM253 112V111H252ZM251 112V113H252ZM262 112V111H261ZM94 113H96V112H94ZM140 113H141V115H140ZM163 113V112H162ZM161 113V114H162ZM167 112H165V114L163 113L162 115H166L167 116V114H169V113H167ZM179 113V112H178ZM188 114H189V116H191V115H193L192 113H191V115H190V113L189 112H187ZM227 113V112H226ZM55 114V113H54ZM56 114V115H57ZM88 114H91V113H88ZM156 114V113H155ZM159 114V113H158ZM176 114V113H175ZM216 114H218V113H216ZM234 114V113H233ZM238 114V113H237ZM262 114V113H261ZM91 115H93L94 116V114L92 113ZM140 115V116H139ZM143 115H145V114H143ZM142 115V116H143ZM148 115V116H149ZM154 115V114H153ZM182 115L184 116V114H183V112H182ZM181 115V116H182ZM222 115V114H221ZM223 115H226V114H223ZM263 115V114H262ZM54 116V115H53ZM155 116V115H154ZM153 116V117H154ZM164 116H161L162 117V120L164 121H166V117L165 118H163ZM169 116H171V115H169ZM172 116H174V115H172ZM177 117V119H178V122L179 123H181L182 125H184V126H186L187 127V129L188 128H193L194 127V129H195V126H199V124H201V122H203V121H201V122H199V124H198V121L195 123L194 122V120L192 119V118H190V119H192L193 120V122L191 121V122H189V121H187L186 119H184V118H182V117ZM185 116H187V115H185ZM188 116V117H189ZM258 116V115H257ZM156 117H157V115H156ZM160 117V118H161ZM168 117V116H167ZM176 117V116H175ZM188 117H187V119H188ZM198 118L199 119V117H196V116H194L193 115V118ZM201 117V116H200ZM253 117V116H252ZM259 117V116H258ZM260 117H261V115H260ZM53 118V117H52ZM55 118V117H54ZM53 118V119H54ZM143 118V117H142ZM141 118V119H142ZM159 118V117H158ZM157 118V119H158ZM172 118V117H171ZM186 118V117H185ZM233 118V117H232ZM264 118V117H263ZM262 118V119H263ZM56 119V118H55ZM148 119H150V118H148ZM156 118H155V120H157ZM201 119H203V118H200L199 119V121L201 120ZM260 119V118H259ZM57 120V119H56ZM159 120V119H158ZM161 120V121H162ZM169 120V119H168ZM172 120V119H171ZM205 120V119H204ZM228 120V119H227ZM32 121V122H31ZM55 121V120H54ZM148 121V120H147ZM151 121H153L152 120V118H151ZM160 122V123H166V122ZM172 121H174V119L172 120ZM229 121V120H228ZM237 120H235V122H236ZM263 121H264V119H263ZM31 122V123H30ZM56 122V121H55ZM113 122V121H112ZM169 122V121H168ZM176 122V121H175ZM174 122V124H176ZM230 122V121H229ZM245 122V121H244ZM247 122V121H246ZM256 122V121H255ZM258 122H260V121H258ZM36 123V122H35ZM34 123V124H35ZM38 123V122H37ZM114 123H116V122H114ZM141 123V122H140ZM204 123V125H206V126H209V125H207L208 124V122H203ZM207 123V124H206ZM211 123V124H212ZM257 123V122H256ZM255 123V125H257ZM261 123V122H260ZM259 123V124H260ZM109 124V123H108ZM153 124L154 125H157L155 122H153ZM232 124H233V122H232ZM243 124V123H242ZM258 124V125H259ZM74 125V126H73ZM106 125V124H105ZM104 125V126H105ZM115 125H117V124H115ZM119 125V126H120ZM142 125H144V124H142ZM146 125V124H145ZM215 124H213V126H214ZM229 126L231 125V124H228ZM240 125V124H239ZM252 125V124H251ZM257 125V126H258ZM262 125V124H261ZM260 125V126H261ZM31 126V128L33 127L32 126V124L30 125ZM29 126V127H30ZM41 126V125H40ZM79 126H81V128L82 127H86L85 128V130H84V128H83V131L81 130V132H83L82 134L79 132H77L76 130L78 129V127ZM112 126V125H111ZM111 126H110V128H111ZM141 126V125H140ZM157 126H159V125H157ZM164 126H166V125H164ZM177 126H178V124H177ZM181 126V125H180ZM183 126V128H185ZM200 126H203L202 124L200 125ZM212 125H211V127H213ZM220 126V125H219ZM237 126V125H236ZM236 126H235V128H236ZM244 126V125H243ZM34 127H37L36 126V124H35V126ZM77 127V128H76ZM109 127V126H108ZM108 127L106 126V128L108 129ZM210 127V126H209ZM210 127V128H211ZM239 127H241V126H239ZM30 128V129H31ZM42 128V127H41ZM51 128H52V126H51ZM72 128H76V130L75 129H73L72 130ZM115 128H116V126H115ZM115 128H114V130H115ZM138 128H139V126H138ZM141 128V127H140ZM144 128H145V126H144ZM143 128V129H144ZM150 128V130H151V127H149ZM149 128H148V132H149ZM161 128V127H160ZM167 128V127H166ZM210 128H208V129H210ZM214 128H217V126L216 127H214ZM214 128H212V130L214 129ZM220 128H221V126H220ZM223 128V127H222ZM221 128V129H222ZM231 128H233V127H231ZM242 128V127H241ZM28 129V128H27ZM27 129L26 130H24V131H27ZM37 129H38V127H37ZM40 129V128H39ZM104 129V128H103ZM112 129H113V127H112ZM147 128H145V130H146ZM152 129H153V127H152ZM156 129V127L154 128V130ZM202 129V128H201ZM205 129V128H204ZM218 129V128H217ZM228 129V128H227ZM227 129H225V131L227 130ZM234 129V128H233ZM244 129V128H243ZM243 129H242V131H243ZM256 129H257V127H256ZM260 129H262L261 127H260ZM42 130V129H41ZM75 130V131H74ZM139 130V129H138ZM142 130V129H141ZM145 130H142V132L143 131H145ZM156 130H159V129H156ZM164 130V129H163ZM163 130H162V134H163ZM197 130V129H196ZM220 130V129H219ZM224 130V129H223ZM32 131V130H31ZM39 131V130H38ZM87 131V130H86ZM98 131V130H97ZM108 131V130H107ZM118 131V130H117ZM133 131V132H132ZM147 131H145L144 133H146ZM152 131V130H151ZM166 131V130H165ZM187 131H189V130H187ZM199 131V130H198ZM203 131V130H202ZM205 131H206V129H205ZM209 131V130H208ZM207 131V132H208ZM213 131H215V130H213ZM230 131H232V129L230 130ZM229 130H228V133H231ZM234 131V130H233ZM232 131V132H233ZM241 131V130H240ZM248 131V130H247ZM253 131V130H252ZM258 131V130H257ZM261 131V130H260ZM264 131V130H263ZM29 131H27V133H28ZM39 132H41V131H39ZM89 132V134H90V132L91 131H88ZM93 132V131H92ZM94 132H95V130H94ZM93 132V133H94ZM101 132V131H100ZM100 132H99V135H100ZM105 132V131H104ZM104 132L102 133V134H104ZM116 132V131H115ZM132 132V133H131ZM141 132V131H140ZM148 132H147V134H148ZM161 132V131H160ZM166 132H168V130L166 131ZM193 132H195V131H193ZM201 132V131H200ZM210 132V131H209ZM209 132H208V134H209ZM212 132V131H211ZM210 132V133H211ZM227 132V131H226ZM245 132V131H244ZM243 132V133H244ZM24 133V132H23ZM21 134V138H23L22 136H24L25 137V133L24 134ZM32 132H30V134H31ZM118 133V132H117ZM155 133V132H154ZM190 133V132H189ZM199 133V132H198ZM204 135H205V133L204 132H202ZM212 133H214L213 135H215V132H212ZM211 133V134H212ZM228 133H226V134H228ZM40 134V133H39ZM81 134V135H80ZM85 134H87V135H89L88 133H85ZM97 134V133H96ZM106 134V133H105ZM113 134V133H112ZM116 134V133H115ZM153 134V133H152ZM156 134H157V132H156ZM160 134V133H159ZM165 134V133H164ZM168 134V133H167ZM167 134H165V135H167ZM216 134H218L217 132H216ZM220 134V133H219ZM258 134V133H257ZM263 134V133H262ZM32 135V134H31ZM30 135V136H31ZM41 135H42V133H41ZM87 135H85V136H87ZM94 135V134H93ZM98 135V134H97ZM96 135V136H97ZM107 135H108V132H107ZM120 135H122V134H120ZM134 135V134H133ZM151 135V134H150ZM155 135V134H154ZM161 135V134H160ZM200 135H201V133H200ZM234 135V134H233ZM237 135H239L238 133H237ZM249 135V134H248ZM254 135V134H253ZM91 136V135H90ZM95 136V137H96ZM103 136V135H102ZM118 136H119V134H118ZM124 136H125V134H124ZM164 136V135H163ZM162 136V137H163ZM202 136V135H201ZM208 136H210V137H212V135H207V137ZM98 138H96L97 139V142L99 141V136H97ZM107 138H108V136H106ZM106 137H103V138H106ZM109 137H110V135H109ZM111 137H113V136H111ZM116 137V136H115ZM121 138H122V136H120ZM156 137V136H155ZM210 137H208V138H210ZM214 137V136H213ZM220 137V136H219ZM224 137V136H223ZM242 137V136H241ZM259 137H260V134H259ZM17 138H19V137H17ZM17 138H16V140H17ZM21 138H19V141L21 142ZM31 138V137H30ZM86 138V137H85ZM103 138H101V140L103 141L104 139ZM114 138V137H113ZM120 138V139H121ZM124 138V139H123ZM122 139L123 140H129V138H127V136L126 137H123ZM159 138V137H158ZM207 138V139H208ZM214 138H216V137H214ZM232 138H234V136L232 137ZM26 139H28V138H26ZM41 139V138H40ZM109 139V138H108ZM108 139H106V140H108ZM133 139V138H132ZM139 139L144 143V145H145V149H147V147L146 146H149V147H155V146H158V144L156 143L157 141H159V140H154L153 138H152V136H149V134H148V136H143V134L141 135V133H140V135H139ZM160 139H162V138H160ZM217 139V138H216ZM222 139V138H221ZM224 139H225V141L227 140L225 137H224ZM229 139V138H228ZM236 139V138H235ZM262 139V138H261ZM15 140V142H13V143H16V145L18 144V148H19V146H21V149L22 148H24V146L22 147V145H21V143H18V141H16ZM25 140V139H24ZM23 140V141H24ZM89 140V139H88ZM101 140H100V142H101ZM118 140V138H116V141ZM213 140V139H212ZM218 140H220L219 138H218ZM233 140V139H232ZM14 141V140H13ZM26 141V140H25ZM41 141V140H40ZM86 141V140H85ZM92 141V140H91ZM90 141V142H91ZM111 141V138L107 141L108 143ZM113 141V140H112ZM130 141V140H129ZM214 141V140H213ZM224 141V140H223ZM235 141V140H234ZM239 141V140H238ZM258 141H259V139H258ZM264 141V140H263ZM88 142V141H87ZM94 142V141H93ZM106 142V141H105ZM120 142V141H119ZM122 142V141H121ZM125 142V141H124ZM135 142V141H134ZM133 142V143H134ZM161 142V141H160ZM219 142V141H218ZM221 142V141H220ZM227 142H228V140H227ZM237 142V141H236ZM244 142V141H243ZM261 142V141H260ZM25 143V142H24ZM60 143H62L64 146L63 147H61V150H58V147H59V144ZM137 143H139V142H137ZM159 143V142H158ZM162 143V142H161ZM161 143H159V144H161ZM222 143V142H221ZM221 143H215L214 142V146H215V144L217 145V144H221ZM264 143V142H263ZM23 144V143H22ZM40 144V143H39ZM86 144V143H85ZM89 144H91V143H89ZM101 144V143H100ZM102 144H104V142L102 143ZM112 144H115L116 145V142L115 143H111V145ZM118 144V143H117ZM126 144V143H125ZM127 144H130V143H127ZM132 144V143H131ZM130 144V145H131ZM141 144V143H140ZM139 144V145H140ZM165 144V143H164ZM209 144V143H208ZM225 145H227L226 144V142L224 143ZM241 144V143H240ZM239 144V145H240ZM14 145V144H13ZM16 145H15V147H16ZM110 144H109V146H111ZM115 145H112V146H115ZM133 145V144H132ZM131 145V146H132ZM223 145V144H222ZM237 145H238V143H237ZM264 145V144H263ZM262 145V146H263ZM89 146V145H88ZM93 146H94V144H93ZM93 146H91L92 148L91 149H89L90 151V153L91 152H96V151H98V152H103V151H101L102 149H104L105 147H103L101 150H97L98 149V147L97 148H95V147H93ZM99 146V145H98ZM104 146H106L105 144H104ZM129 146V145H128ZM130 146V147H131ZM165 146V145H164ZM209 146V145H208ZM208 146H206V150H208V151H211V150H213L214 151V149L212 148V149H210L209 150V148H208ZM212 146V143L210 144V146L209 147H211ZM245 146V145H244ZM261 146V147H262ZM134 147V146H133ZM136 147V146H135ZM138 147V146H137ZM142 147V146H141ZM148 147V148H149ZM161 147H163V146H161ZM216 147V146H215ZM219 147V146H218ZM223 147V146H222ZM221 147V148H222ZM225 147V146H224ZM223 147V148H224ZM236 147H238V146H236ZM264 147V146H263ZM17 148V150H19ZM114 148H117V146L116 147H114ZM119 148V147H118ZM117 148V149H118ZM156 148V147H155ZM243 148H245V147H243ZM20 149V150H21ZM106 149V148H105ZM143 149H144V147H143ZM143 149H142V151H143ZM151 149V148H150ZM149 149V150H150ZM164 149V148H163ZM225 149L227 150V146L225 147ZM263 148H261V150H262ZM13 150V151H14ZM16 150V151H17ZM25 150V149H24ZM107 150V149H106ZM105 150V151H106ZM118 150H120V149H118ZM124 150V149H123ZM133 150H135V151H138V150H140L139 148H133ZM157 150V149H156ZM194 150H195V148H194ZM193 150V151H194ZM197 150V149H196ZM223 150V149H222ZM222 150H219V148H218V152L220 151H222ZM235 150H237V148H235ZM240 150H242L241 149V147L239 148V150L238 151H240ZM25 151H27V150H25ZM104 151V152H105ZM141 151V150H140ZM147 152H148V149L146 150ZM153 152L155 151L154 149L152 150ZM164 151V150H163ZM165 151H166V149H165ZM169 151V150H168ZM192 151V150H191ZM208 151H205V152H208ZM228 151H230V149L228 150ZM233 151V150H232ZM243 151V150H242ZM245 151V150H244ZM263 151V150H262ZM261 151V152H262ZM32 152V151H31ZM97 152V154L100 156L101 154H99ZM107 152V151H106ZM105 152V153H106ZM113 152V151H112ZM119 152V151H118ZM117 152V153H118ZM125 151H123V153L122 152H120V153H118L116 156H114L117 160H119V161H124V162H128V160H129V156L130 155H128L127 156V154H125L124 153ZM128 152V151H127ZM149 152H151V151H149ZM167 152V151H166ZM196 152H199L198 150L196 151ZM224 152V151H223ZM236 152V151H235ZM19 153V152H18ZM29 153V152H28ZM27 153V154H28ZM89 153V154H90ZM108 153V152H107ZM111 153V152H110ZM136 153V152H135ZM134 153V154H135ZM164 153V152H163ZM213 153V152H212ZM217 153V152H216ZM224 153H227V151L226 152H224ZM229 153V152H228ZM233 153V152H232ZM241 152H239V154H240ZM243 153H245V152H243ZM242 153V154H243ZM249 153V152H248ZM256 153V152H255ZM264 153V152H263ZM15 154H17V152L15 153ZM20 154V153H19ZM18 154V155H19ZM24 154H26V153H24ZM93 154V153H92ZM96 154V155H97ZM112 154H114V153H112ZM130 154H132V153H130ZM137 154V153H136ZM139 154V153H138ZM140 154H141V152H140ZM145 155H146V153H144ZM191 154H193L192 152H191ZM213 154H215V153H213ZM235 153H233V154H231V157H235V155H234ZM260 154H262V153H260ZM87 155V156H86ZM105 155V154H104ZM143 155V154H142ZM145 155H143L144 157H145ZM163 155H165V154H163ZM197 155H199V154H197ZM197 155L195 154V156L194 157H197ZM206 155H207V153H206ZM216 155V154H215ZM222 155H224L223 153H222ZM226 155V154H225ZM225 155L224 156H222V157H225ZM264 155V154H263ZM22 156V155H21ZM31 156H32V154H31ZM94 156V155H93ZM131 156H133V155H131ZM202 156V155H201ZM209 156H211L210 157V159H212V156H214V155H210V153H209ZM209 156L207 155V157L209 158ZM229 156V155H228ZM242 156V155H241ZM241 156H239V157H241ZM260 156H262V155H260ZM26 157V156H25ZM24 157V158H25ZM95 157V156H94ZM93 157V158H94ZM101 157V156H100ZM104 157V156H103ZM111 157V156H110ZM109 157V158H110ZM140 157V156H139ZM151 157V156H150ZM152 157H153V154H152ZM151 157V159L153 160V161H155L154 160V158H152ZM202 157H204L205 158V156H202ZM200 158V160H203V158ZM242 157H245V154H244V156H242ZM246 157H249L248 155L246 156ZM14 158H17L16 156L14 157ZM33 159L35 158V157H32ZM89 158V157H88ZM91 158H92V156H91ZM90 158V159H91ZM92 158V159H93ZM134 158V157H133ZM149 158V157H148ZM148 158L146 157V159H147V162H148ZM215 158H216V156H215ZM219 158H221V157H219ZM218 158V159H219ZM226 158H228V157H226ZM237 158H238V156H237ZM87 159V158H86ZM88 160V163H89V161H91V160ZM102 159V158H101ZM104 160L106 159L105 157L103 158ZM142 159V158H141ZM144 159V158H143ZM150 159V158H149ZM196 159V158H195ZM210 159H208L209 161H210V163H212L211 162V160ZM222 159V158H221ZM220 159V160H221ZM224 159L225 158H223V161H224ZM245 160L246 161V158H242V160ZM16 159H14V161H15ZM103 160V161H104ZM140 160V159H139ZM145 160V159H144ZM198 160H199V157H198ZM199 160V162H201ZM207 160V159H206ZM205 160V161H206ZM214 160V159H213ZM229 160V159H228ZM231 160H234V159H231ZM230 160V161H231ZM239 160V159H238ZM254 160V159H253ZM260 161H261V159H259ZM258 160V161H259ZM34 161V160H33ZM93 162L95 161V160H92ZM98 161H99V158H98ZM98 161H95L96 163H98ZM101 161V160H100ZM108 161V160H107ZM110 162L112 161V159L111 160H109ZM133 161V160H132ZM138 161V160H137ZM143 161V160H142ZM160 161V160H159ZM195 161V160H194ZM193 161V162H194ZM205 161L203 160V163H204V165L203 166H205ZM223 161H222V163L219 161V163H218V165L216 164H214V163H212V164H214V165H212L211 164V166H214V168L212 169V168H210V169H212V171L214 170V169H220V170H217L213 175H212V173L213 172H211L210 171V174H211V176H213V179H212V183H211V189L209 190V192H207V194L208 195H206L205 197H208V201L207 202H210L211 203V205H212V207H211V211L209 210V211H207L206 212V210L205 209H203V210H205V211H200L201 210V208H199L198 209V207H196L198 210L197 211H195L194 213V215H193V218H203V219H206V220H208V223L209 222H211V230L210 231H208V233H201L200 232V230H199V233H196V231H194V235H192V240L191 241H193V239H195L196 241H194L195 242V248H196V251H197V253H195L196 251H193L194 253H195V256L193 257V256H191V260L190 259H187V258H185V260H187L188 262H189V264H264V162H263V165H262V167H260L261 169H260V173H259V176H258V178H257V180L254 182V181H252L253 182V184H249V179H247L246 180V178H245V175L243 176L242 175V173H245L246 172V170H241V168H244V165H245V163H247V162H245V161H243V162H245V163H237V164H233L232 162V164H233V166H232V164L230 163V161H229V166L227 167V168H225L224 170H226V172H225V174H223L222 173V171H223V169H221V167H222V164H223ZM225 161H227V160H225ZM248 161V160H247ZM257 161V165H260V161L258 162ZM0 163V165L2 164H5V163ZM12 162V161H11ZM10 162V163H11ZM19 162V161H18ZM94 162V163H95ZM102 162V161H101ZM105 162V161H104ZM114 162H116L115 160H114ZM135 162V161H134ZM149 162H151V160L149 161ZM197 162V161H196ZM214 162H216V159L214 160ZM218 162V161H217ZM216 162V163H217ZM233 162H235V161H233ZM239 162V161H238ZM240 162H241V159H240ZM13 163V162H12ZM84 163V162H83ZM87 163V164H88ZM91 163V165H93L92 164V162H90ZM112 163H113V161H112ZM117 163V162H116ZM119 163V162H118ZM117 163V164H118ZM131 163V162H130ZM140 163V162H139ZM142 163V162H141ZM145 163V162H144ZM143 163V164H144ZM165 163V162H164ZM164 163H161V164H164ZM189 165H191V166H193V168L192 169H195L194 168V165H193V163L191 164L190 162H187ZM6 164V165H7ZM19 164V163H18ZM86 164V165H87ZM99 164V163H98ZM102 164V163H101ZM108 164V163H107ZM149 164V163H148ZM159 164V163H158ZM200 164H202V162L200 163ZM206 164H208V163H206ZM220 164H221V166H220ZM248 164V163H247ZM1 165V166H2ZM11 165V164H10ZM14 165V164H13ZM16 165V164H15ZM14 165V166H15ZM29 165H30V163H29ZM85 165V166H86ZM90 165V166H91ZM119 165V164H118ZM123 165V164H122ZM125 165V164H124ZM156 165V164H155ZM160 165V164H159ZM226 164L224 163V166H225ZM238 165V166H237ZM256 165V164H255ZM255 165H253V166H255ZM256 165V166H257ZM8 166V165H7ZM6 166V167H7ZM19 166V165H18ZM31 166V165H30ZM88 166H89V164H88ZM98 166V165H97ZM103 166H104V163H103ZM103 166H101V167H103ZM111 166V165H110ZM117 168H119V166H117V165H115ZM121 166V165H120ZM152 165H150V167H151ZM154 166V165H153ZM164 166V165H163ZM169 166H170V164H169ZM181 166V165H180ZM183 166V165H182ZM182 166H181V168H182ZM186 166V165H185ZM197 166H198V164H197ZM197 166H195L196 167V172H198V170H197ZM200 166V165H199ZM198 166V167H199ZM202 166V165H201ZM201 166H200V168H201ZM210 165H209V167H211ZM216 166H218L217 168H215ZM227 166V165H226ZM255 166V167H256ZM261 166V165H260ZM9 167V166H8ZM17 167V166H16ZM26 167V166H25ZM25 167H23L24 169H26ZM92 167V166H91ZM100 166H99V168H101ZM125 167V166H124ZM130 167V166H129ZM146 167V166H145ZM159 167V166H158ZM167 168H168V166H166ZM176 167H179L178 165L176 166ZM246 167V169H247V166H245ZM17 168H19V170H20V167H17ZM85 168V167H84ZM84 168H82V170H81V172L83 171V169ZM97 168V167H96ZM109 168V167H108ZM114 168V167H113ZM113 168H111V169H113ZM123 168V167H122ZM125 168H127V167H125ZM139 167H137L136 166V169H138ZM149 168V167H148ZM155 168V167H154ZM153 168V169H154ZM157 168V167H156ZM162 168V167H161ZM164 168V167H163ZM175 168V167H174ZM181 168H180V170H181ZM183 168H184V166H183ZM183 168H182V170H183ZM186 168V167H185ZM188 168H190V166L189 167H187L186 169V171H188ZM257 168V167H256ZM10 169V168H9ZM11 169H12V166H11ZM92 169H95L94 167L92 168ZM101 169H104V167L103 168H101ZM132 169H133V167H132ZM142 169H144L143 167H142ZM152 169V168H151ZM150 169V170H151ZM152 169V170H153ZM165 169V168H164ZM164 169H162V170H164ZM172 169V168H171ZM191 169V170H192ZM199 169V168H198ZM202 169V168H201ZM203 169H205L204 170V172L205 171H207V169H208V167L206 166V168L204 167ZM209 169V170H210ZM253 169H255L254 167H253ZM3 170H5V169H3ZM13 170V169H12ZM22 170V169H21ZM96 170V169H95ZM95 170H94V172L93 173H95ZM98 170V169H97ZM100 170V169H99ZM107 170V169H106ZM108 170H110V169H108ZM117 170H122L121 168L120 169H117ZM125 170V169H124ZM141 170V169H140ZM145 170V169H144ZM147 170L148 169H146V171H145V173L147 172ZM156 170V169H155ZM161 170V169H160ZM255 170H258V169H255ZM255 170H253V171H255ZM10 171V170H9ZM133 171H136V170H133ZM138 171V170H137ZM158 171V170H157ZM165 171H168V170H165ZM174 171H176V170H174ZM203 171V170H202ZM247 171H248V169H247ZM250 171V170H249ZM13 172H14V170H13ZM18 172V171H17ZM88 172V171H87ZM87 172H85V173H87ZM97 172H99V171H97ZM100 172H102V171H100ZM99 172V173H100ZM104 172H106V171H104ZM104 172H102V173H104ZM109 172V171H108ZM121 172H123V171H121ZM124 172H126V171H124ZM128 172H129V170H128ZM177 172V171H176ZM180 172V171H179ZM184 172V171H183ZM183 172H181L182 174L181 175H183L184 173ZM203 172V176L205 177V176H207V175H205V173ZM250 172H252V170L250 171ZM250 172L248 173V178L251 176H249V174H250ZM20 173V172H19ZM22 173V172H21ZM83 173V172H82ZM90 173H92L91 172V168H90ZM98 173V174H99ZM111 173V172H110ZM130 173H131V171H130ZM133 173V172H132ZM136 174H137V172H135ZM151 173V172H150ZM154 173H155V171H154ZM166 174H168V172H165ZM175 173V172H174ZM173 173V174H174ZM178 173V172H177ZM190 173V172H189ZM188 172H187V174H189ZM194 173V172H193ZM198 173H201L200 171L198 172ZM255 173H257L256 171H255ZM13 174H15V173H13ZM12 174V175H13ZM101 174V173H100ZM108 174V173H107ZM113 175H114V173H112ZM126 174V173H125ZM134 174V173H133ZM135 174V175H136ZM147 174V173H146ZM149 174V173H148ZM153 174V173H152ZM170 174L171 173H169V176H170ZM186 174V175H187ZM196 174V173H195ZM207 174V173H206ZM209 174V173H208ZM254 174V173H253ZM18 175V174H17ZM16 175V176H17ZM20 176H21V174H19ZM18 175V176H19ZM88 175V174H87ZM91 175V174H90ZM93 175V174H92ZM143 175V174H142ZM176 175V177L177 176H180V174L179 175H177V174H175ZM199 175L201 176V174H198V177H199ZM258 175V174H257ZM97 176V175H96ZM98 176H101L102 177V175H98ZM109 176V175H108ZM128 176H130V175H125V177H127V178H129ZM140 176V175H139ZM168 176V175H167ZM184 176H185V174L183 175V178H184ZM192 176H194V175H192ZM202 176V177H203ZM247 176V175H246ZM253 176V175H252ZM255 176H256V174H255ZM12 177V176H11ZM87 177V176H86ZM86 177H85V179H86ZM105 177V176H104ZM123 177V176H122ZM146 177H147V175H146ZM175 177V178H176ZM186 177V176H185ZM188 177H190V176H188ZM187 177V178H188ZM195 177V176H194ZM208 177H210L209 175H208ZM254 177V176H253ZM257 177V176H256ZM255 177V178H256ZM13 178L15 179V176H13ZM20 178V177H19ZM30 178V177H29ZM89 178V177H88ZM91 178V177H90ZM96 178V177H95ZM99 178V177H98ZM103 178V177H102ZM109 178H110V176H109ZM138 178H140V177H138ZM191 179L193 178V177H190ZM251 178V177H250ZM13 179V180H14ZM92 179V178H91ZM106 179V178H105ZM103 180V181H107V180ZM110 179V180H111ZM116 179V180H115ZM133 179V178H132ZM143 179V178H142ZM170 179H172V177L170 178ZM178 179H179V177H178ZM207 178L205 177L204 178V180H206ZM209 179V178H208ZM252 180H253V178H251ZM18 179H16V181H17ZM20 180H21V178H20ZM27 180V179H26ZM29 181H30V179H28ZM131 180V179H130ZM140 180V179H139ZM144 180V179H143ZM173 180V179H172ZM200 180H202V178L200 179ZM22 181H23V179H22ZM28 181V182H29ZM89 180H87V182L86 183H89L90 184V182H91V180H90V182H88ZM109 181V180H108ZM171 181V180H170ZM177 181V180H176ZM179 181H181V180H179ZM183 181V180H182ZM184 181H188V183L190 182L191 183V181L190 180H186V178L184 179ZM15 182V181H14ZM19 182V181H18ZM17 182V183H18ZM83 182H84V180H83ZM94 181H92L91 182V184L93 183ZM98 182H100V178H99V181ZM110 182V181H109ZM139 183H140V181H138ZM148 182H149V179H148ZM178 182V181H177ZM176 182V183H177ZM195 182H197V180L195 181ZM199 182V181H198ZM209 182V181H208ZM251 182V183H252ZM85 183V184H86ZM95 183H97V182H95ZM94 183V184H95ZM136 183H137V181H136ZM142 183H144V182H142ZM151 183V182H150ZM150 183H149V185H150ZM169 183H171L172 184V182H169ZM175 183V184H176ZM183 183V182H182ZM181 183V184H182ZM187 183V184H188ZM193 183H194V181H193ZM14 184V183H13ZM16 184V183H15ZM90 184V185H91ZM104 184V183H103ZM107 185H108V183H106ZM148 184V183H147ZM154 184V183H153ZM170 184V185H171ZM186 184V183H185ZM17 185V184H16ZM93 185V184H92ZM102 185V184H101ZM107 185H105L106 187H107ZM167 185V184H166ZM179 183H178V185H176L177 187H179ZM183 185V184H182ZM195 185H198L197 183L195 184ZM201 185H203V183H201ZM200 185V183H199V186H201ZM209 185V184H208ZM14 186V185H13ZM13 186L11 185L9 188H13ZM89 186V185H88ZM96 186V185H95ZM104 186V187H105ZM148 186V185H147ZM146 186V187H147ZM174 186V185H173ZM181 186V185H180ZM184 187L185 186H188V185H183ZM204 186V188H205V186H207V185H203ZM202 186V187H203ZM210 186V185H209ZM209 186L207 187V188H209ZM250 186L253 188V189H255V191L254 190H252V188L250 189ZM86 187V188H85ZM102 187V186H101ZM105 187V189H107ZM139 187L140 186H138V189H139ZM141 187H143V186H141ZM153 187V186H152ZM172 187V186H171ZM182 187V186H181ZM191 187H193L192 185H191ZM136 188H137V186H136ZM167 188V187H166ZM169 188V187H168ZM180 188V187H179ZM179 188H177V191H178V189ZM189 188H190V186H189ZM8 189V188H7ZM15 189H16V187H15ZM141 189V188H140ZM145 189V188H144ZM149 189H151V188H149V186H148V190ZM164 189H165V187H164ZM172 189V188H171ZM184 189V188H183ZM186 189V188H185ZM191 189V188H190ZM195 189V188H194ZM198 189V188H197ZM196 189V190H197ZM201 188H199V190H200ZM6 190V189H5ZM12 191L11 192H13V189H11ZM32 190V189H31ZM31 190H30V193H31ZM142 191H143V188L141 189ZM145 190H147V189H145ZM169 190V189H168ZM180 190H182V189H180ZM179 190V191H180ZM202 190V189H201ZM200 190V191H201ZM204 190V189H203ZM8 191V190H7ZM151 191V190H150ZM178 191V192H179ZM184 191V190H183ZM186 191H189V190H187L186 189ZM200 191H199V195H201V193H204V192H201L200 193ZM206 191H208V190H206ZM206 191H205V193L204 194H206ZM251 191H254L255 192V194L254 195H252V192ZM5 192V191H4ZM16 192V191H15ZM18 192V191H17ZM16 192V193H17ZM135 192H136V194L138 195V196H136V194H135ZM148 192V191H147ZM164 192V191H163ZM191 192L193 193V192H195V191H192V189H191ZM198 192V191H197ZM196 192V193H197ZM253 192V193H254ZM6 193V195H7V192H5ZM9 193V192H8ZM34 193V192H33ZM146 193V192H145ZM169 193H170V191H169ZM186 193V192H185ZM190 193V192H189ZM195 193V194H196ZM10 194V193H9ZM13 194V193H12ZM32 194V193H31ZM150 194V193H149ZM165 194V193H164ZM173 194V193H172ZM175 194H176V191H175ZM180 194H182V193H180ZM183 194H184V192H183ZM191 194V193H190ZM5 195V194H4ZM3 195V197H5ZM14 195V194H13ZM17 194H15V196H16ZM29 195V194H28ZM33 195H31V196H33ZM143 195H144V193H143ZM174 195V194H173ZM189 195V194H188ZM197 195V194H196ZM198 195V198L200 197ZM12 196V195H11ZM149 196V195H148ZM166 196V195H165ZM183 196V195H182ZM202 196V198H204L205 200L204 201H206V198L205 197H203L204 195H201ZM30 196H28L27 198H29ZM104 197V196H103ZM108 197V196H107ZM106 197V198H107ZM191 197H193L194 198V195L192 196L191 195ZM191 197H190V199H191ZM8 198V197H7ZM15 198V197H14ZM100 198V197H99ZM118 198V197H117ZM145 198V197H144ZM149 198V197H148ZM201 197L199 198V199H202ZM3 199H6V198H3ZM12 199V198H11ZM90 199V198H89ZM110 199H111V197H110ZM147 199V198H146ZM151 199V198H150ZM172 199V198H171ZM182 199V198H181ZM8 200V199H7ZM29 200V199H28ZM93 200V199H92ZM94 200H95V198H94ZM93 200V201H94ZM103 200H104V198H103ZM106 200V199H105ZM105 200L104 201H101V200H99V201H101V202H105ZM114 200H115V198H114ZM114 200H112V202H115ZM119 200V199H118ZM125 200V199H124ZM147 200H149V199H147ZM174 200H175V202H176V199L174 198ZM179 200H180V198H179ZM186 200V199H185ZM188 200V199H187ZM193 200V199H192ZM198 200V199H197ZM6 201V200H5ZM121 202L123 201L122 199L120 200ZM153 201V200H152ZM172 200H170V202H171ZM178 201V200H177ZM184 201V200H183ZM182 201V202H183ZM194 201V200H193ZM7 202V201H6ZM13 202V201H12ZM29 202V201H28ZM30 202V203H31ZM88 203H89V200L87 201ZM109 202H111V201H109ZM154 202V201H153ZM153 202H152V204H153ZM158 202V201H157ZM168 202V201H167ZM174 202V201H173ZM186 202V201H185ZM196 202V201H195ZM198 202V201H197ZM7 203H10L9 201L7 202ZM24 203H26V202H24ZM90 203H91V201H90ZM94 203V202H93ZM128 203V204H129ZM160 203V202H159ZM158 203V204H159ZM187 203V202H186ZM191 203L192 204H194L193 202H190V206H192L191 205ZM2 204H3V202H2ZM13 204H14V202H13ZM83 204V206H81ZM87 204V203H86ZM92 204V203H91ZM90 204V205H91ZM96 204H99V202H97ZM116 204V203H115ZM121 204V203H120ZM151 204V205H152ZM155 204V203H154ZM172 204V203H171ZM197 204H199L200 205V203H197ZM16 205V204H15ZM15 205H12V204H8L7 205V210L5 209V208H2V207H5V206H1L0 205V207L2 208V209H5V212H3V210H1L2 212H3V214L0 216L1 218H0V220L4 223L9 217H10V213H12V210H13V208H14V206ZM23 205V204H22ZM26 205V204H25ZM25 205H24V207H25ZM101 205V204H100ZM105 205H107L106 203H105ZM108 205H109V203H108ZM110 205H112V203L110 204ZM123 205V204H122ZM120 206V208L122 209V207H124V206H126V203H125V205L124 206ZM185 205V204H184ZM202 205V204H201ZM201 205H200V207H201ZM205 206H206V204H204ZM210 205V204H209ZM210 205V206H211ZM27 206V205H26ZM80 206L82 207L81 209H80ZM89 206V205H88ZM94 206V205H93ZM92 205L91 206H89V208L90 207H93ZM103 206V205H102ZM116 206V205H115ZM130 206V205H129ZM129 206H127L126 207V209L127 208H129ZM208 206V205H207ZM210 206H209V209H210ZM87 207V206H86ZM107 207V206H106ZM158 207H160V206H158ZM169 207V206H168ZM187 207V206H186ZM88 208V209H89ZM108 208H110V206H108ZM133 208H135V207H133ZM161 208V207H160ZM173 208V207H172ZM183 208H184V206H183ZM193 208V207H192ZM29 209V210H28ZM87 209V210H88ZM93 211H92V210ZM91 209H89L90 211H92L93 213L95 212L94 211V209L93 208H91ZM107 209V208H106ZM113 209V208H112ZM175 208H173V210H174ZM182 209V208H181ZM185 209V208H184ZM103 210V209H102ZM116 210V212L118 213V211H120V210H117V209H115ZM125 209L123 208V211H124ZM128 210V209H127ZM147 210H149V209H147ZM146 210V211H147ZM158 210V209H157ZM172 210V209H171ZM186 210V209H185ZM196 210V209H195ZM100 211V210H99ZM131 211V210H130ZM129 211V212H130ZM140 210H137V212H139ZM161 211V210H160ZM163 211V210H162ZM177 211V210H176ZM182 211H184L183 209H182ZM190 211V210H189ZM26 212V211H25ZM25 212H23V213H25ZM136 212V213H137ZM142 212L143 211H141V212H139V214H137V215H140V213L142 214ZM150 212V211H149ZM152 212H153V210H152ZM164 212H166L165 210H164ZM170 212V211H169ZM180 212H181V210H180ZM87 213H89V215L87 214ZM92 213V214H93ZM105 213H107V212H105ZM105 213L103 212V215H105ZM122 213V212H121ZM135 213V212H134ZM157 213H158V211H157ZM166 213H168V212H166ZM173 213H175L176 214V212H173ZM177 213H179V212H177ZM186 213V215H187V212H185ZM191 213V212H190ZM68 214H70V217L72 216L73 217V219L74 220H77L76 221V223H77V227L76 226H74V228H72V225L70 226L71 228H66V225L68 224V222L71 224V222H73V225H75L74 224V220L72 221L71 219V222L69 221V218H66V215H68ZM97 214V212H95V214L94 215H96ZM107 214H109V213H107ZM123 214V213H122ZM125 214V213H124ZM160 214V213H159ZM171 214V213H170ZM180 214V213H179ZM193 214V213H192ZM22 215V214H21ZM93 215V216H94ZM127 215H129V213H127ZM131 215V214H130ZM134 215V214H133ZM136 215V214H135ZM135 215H134V217H135ZM157 215V214H156ZM165 214H163V216L162 217H165L164 216ZM182 217H183V215H185V214H180ZM188 215H189V213H188ZM19 216V215H18ZM142 216V215H141ZM144 216H146L145 215V213H144ZM148 216V215H147ZM146 216V217H147ZM161 216V215H160ZM172 216H173V214H172ZM17 217V216H16ZM69 217V216H68ZM71 217V218H72ZM121 217V216H120ZM129 217V216H128ZM128 217H127V219H128ZM139 217V216H138ZM158 217V216H157ZM167 217V216H166ZM169 217V216H168ZM175 217V216H174ZM190 217V216H189ZM11 218H13V216L11 217ZM91 218V219H90ZM96 218V217H95ZM122 218V217H121ZM148 218H149V216H148ZM170 218V217H169ZM168 218V219H169ZM172 218V220L174 219L173 217H171ZM176 218V217H175ZM188 218V217H187ZM187 218H185V219H187ZM18 219V218H17ZM68 219V220H67ZM107 219H108V221L110 222H108L107 224H106V222H107V220H106V222H105V224L109 227L110 225H111V227H112V229L113 230H116V229H118L117 231L118 232H120L119 231V228H123V225H121V221H119L120 219H117V216L116 215H114L113 213H110V215H108L107 216ZM131 220H132V218H130ZM139 219V218H138ZM190 219V218H189ZM188 219V220H189ZM67 220V221H66ZM165 219H163L162 221H164ZM170 220V219H169ZM180 220V219H179ZM182 220H183V218H182ZM187 220V222H190V224H191V220H189L188 221ZM197 220V219H196ZM200 220V219H199ZM65 221L67 222L66 224H65ZM130 220H128V222H129ZM136 221V220H135ZM185 221V223H186V220H184ZM192 221H194V222H197V221H195V220H192ZM205 221V220H204ZM123 222H124V218H123ZM134 222V221H133ZM161 222V221H160ZM165 222H167V221H165ZM193 222V223H194ZM200 222H201V220H200ZM199 222V223H200ZM206 222V221H205ZM3 223H1L0 224V226H5V224H3ZM6 223V222H5ZM131 223V222H130ZM156 223V222H155ZM158 223V222H157ZM168 223V222H167ZM173 224H174V222H172ZM178 223V222H177ZM176 222H175V224H177ZM180 223V222H179ZM182 224H183V222H181ZM203 223V222H202ZM8 224H9V222H8ZM69 224V225H70ZM109 224V225H108ZM129 224V223H128ZM161 224V223H160ZM164 224V223H163ZM173 224H169L168 225V228H169V232H170V234L172 235L173 233L175 234V235H183L184 233L182 232V230L180 229V227H179V225H173ZM188 224V223H187ZM201 224V223H200ZM205 224V223H204ZM204 224H202V225H204ZM93 225V224H92ZM106 225H105V227H106ZM133 225H135L134 223L132 224V226ZM192 225V224H191ZM191 225H189V226H191ZM196 225H198V222L196 223ZM86 226H88V227H86ZM126 226H127V224H126ZM129 226V225H128ZM183 226V225H182ZM205 227H208V226H206V225H204ZM83 227H84V225L83 226H81V228L83 229ZM184 227H185V224H184ZM192 227V226H191ZM199 229H200V226H197ZM3 228V227H2ZM90 228V227H89ZM162 228V227H161ZM190 228V227H189ZM195 228V227H194ZM197 228V229H198ZM202 228V227H201ZM209 228V227H208ZM207 228V229H208ZM160 229V228H159ZM158 229V230H159ZM165 229H166V227H165ZM164 229V230H165ZM187 228H185V230H186ZM203 229V228H202ZM206 229V228H205ZM210 229V228H209ZM10 230V229H9ZM111 230V229H110ZM129 230V229H128ZM134 230H136V228L134 229ZM167 230V229H166ZM190 230H191V228H190ZM195 230V229H194ZM100 231V230H99ZM101 231H103V230H101ZM117 231H114L115 233L117 232ZM122 231H124V230H122ZM162 231V230H161ZM83 232H84V230H83ZM103 232H105V231H103ZM107 232V231H106ZM126 232V231H125ZM132 232V231H131ZM134 232H136V231H134ZM162 232H165V231H162ZM168 232V233H169ZM172 232V233H171ZM185 232V231H184ZM188 232H189V230H188ZM191 232V231H190ZM206 232V231H205ZM1 233V232H0ZM9 233H11V231L9 232ZM8 233V234H9ZM85 233H86V231H85ZM84 233V234H85ZM100 233V232H99ZM110 234L112 233L111 231L109 232ZM108 233V234H109ZM124 233V232H123ZM126 233H128V232H126ZM126 233H124V234H126ZM167 233V234H168ZM186 233V232H185ZM83 234V235H84ZM87 234V233H86ZM98 234V233H97ZM102 234V233H101ZM101 234H99V236H101ZM107 234V236L109 237V235ZM120 234H122V233H120ZM124 234H122V235H124ZM130 234V233H129ZM136 234V233H135ZM137 234H138V232H137ZM169 234V235H170ZM190 234V233H189ZM193 234V233H192ZM4 235H6V236H8L7 234H4ZM102 235H105V234H102ZM116 235V234H115ZM127 236H128V234H126ZM125 235V236H126ZM140 235V234H139ZM2 236V235H1ZM98 236V235H97ZM112 236H114L113 234H112ZM125 236H122V238L123 237H125ZM132 235H130V237H131ZM173 236V235H172ZM84 237V238H85ZM120 237V236H119ZM168 237V236H167ZM188 237V236H187ZM1 238V237H0ZM121 238V237H120ZM127 238V237H126ZM133 238V237H132ZM132 238H129V240L130 239H132ZM169 238V237H168ZM176 238H177V236H176ZM180 237H178V239H179ZM183 238V237H182ZM186 238V237H185ZM189 238H190V236H189ZM89 239V238H88ZM87 239V240H88ZM101 239V238H100ZM128 239V238H127ZM135 239H136V237H135ZM172 239L174 240L175 238H173L172 237ZM1 240H2V238H1ZM122 240V239H121ZM124 240H125V238H124ZM123 240V241H124ZM134 240V239H133ZM172 240V241H173ZM5 241V240H4ZM76 241H77V244H76ZM89 241H90V239H89ZM89 241L87 242V243H89ZM98 241V240H97ZM135 241V240H134ZM133 241V242H134ZM176 241V240H175ZM178 241H181V240H178ZM185 241V240H184ZM6 242V241H5ZM103 242H105V241H103ZM111 242V241H110ZM129 242V241H128ZM137 242V241H136ZM186 242V241H185ZM188 242H190V241H188ZM187 242V243H188ZM114 243V242H113ZM120 243V242H119ZM121 243H123V242H121ZM126 243H127V241H126ZM132 243V242H131ZM138 243V242H137ZM136 243V244H137ZM176 243V242H175ZM180 243V242H179ZM186 243V244H187ZM193 243V242H192ZM91 244V243H90ZM95 244V243H94ZM93 244V245H94ZM98 244V243H97ZM100 244V243H99ZM108 244V243H107ZM130 244V243H129ZM174 244V243H173ZM181 244V243H180ZM84 245H86V247H84ZM93 245H92V247H93ZM104 245V244H103ZM106 245V244H105ZM110 245V244H109ZM114 245H117V244H114ZM131 245V244H130ZM129 245V246H130ZM182 245V244H181ZM97 246V245H96ZM99 246V245H98ZM101 246V245H100ZM119 246V245H118ZM121 247H123L122 245H120ZM128 246V245H127ZM189 246V245H188ZM109 247V246H108ZM112 247H114V246H112ZM124 247H126V244H125V246ZM123 247V248H124ZM140 247V246H139ZM176 247V246H175ZM178 247H179V245H178ZM185 247V246H184ZM191 247V245L189 246V248ZM86 248V249H85ZM97 248V247H96ZM100 248V247H99ZM107 248V247H106ZM122 248V249H123ZM129 248V247H128ZM181 248V247H180ZM187 248V247H186ZM192 249H193V246L191 247ZM204 248H207L206 250H204ZM81 249V250H80ZM89 249H91V247H89ZM87 250V251H90V250ZM102 249V248H101ZM100 249V250H101ZM116 249V248H115ZM125 249V248H124ZM123 249V250H124ZM127 249V248H126ZM129 249H131L132 250V248H129ZM134 249V252H135V248H133ZM123 250H121V251H123ZM195 250V249H194ZM6 251V252H7ZM121 251H120V253H121ZM137 251V250H136ZM143 251V250H142ZM99 252V251H98ZM98 252H94L95 253V256H96V254L98 253ZM111 252V251H110ZM124 253H125V251H123ZM131 252H133V251H131ZM88 255H87V254ZM102 253H103V251H102ZM102 253H100L99 254V257H100V255H102ZM136 253V252H135ZM107 254V253H106ZM128 254V253H127ZM130 254H132V253H130ZM137 254V253H136ZM178 254V253H177ZM5 255V254H4ZM110 255V254H109ZM123 255V254H122ZM94 256V258H96ZM132 256H135V258L137 259V257H136V255H133L132 254ZM171 256V255H170ZM98 257V258H99ZM126 257H127V255H126ZM129 257V256H128ZM139 257H141L140 255H139ZM166 257V256H165ZM177 257V256H176ZM93 258V259H94ZM101 258V257H100ZM102 258H103V256H102ZM108 258L110 259V260H120V262H122V261H124L125 260V258L124 257H116V256H113V255H111V256H108ZM189 258V257H188ZM105 259V260H104ZM104 259H96L95 261H94V263L92 262V264H108V262L106 261V258H104ZM130 259H132L131 257H130ZM142 259V258H141ZM180 259V258H179ZM178 259V260H179ZM182 259V258H181ZM91 260H92V258H91ZM108 260V259H107ZM127 260V259H126ZM133 260V259H132ZM158 260H160V258L158 259ZM185 260H181V262L182 261H185ZM109 261V260H108ZM136 261V260H135ZM139 261H141V260H139ZM168 261V260H167ZM166 261V262H167ZM128 262H130V260H128ZM138 262V261H137ZM169 262V261H168ZM172 262H173V260H172ZM175 262V261H174ZM173 262V263H174ZM180 262V261H179ZM111 263V262H110ZM109 263V264H110ZM148 263V262H147ZM172 263V264H173ZM177 263V262H176ZM112 264V263H111ZM121 264V263H120ZM123 264V263H122ZM135 264V263H134ZM142 264H144V263H142ZM168 264H170V263H168ZM183 264H184V262H183ZM186 264H188V263H186Z\"/></svg>", "mask_w": 264, "mask_h": 264}, {"label": "rangeland", "instance_id": "obj_2", "mask_svg": "<svg viewBox=\"0 0 264 264\" xmlns=\"http://www.w3.org/2000/svg\"><path fill=\"white\" fill-rule=\"evenodd\" d=\"M35 1V0H34ZM37 1V0H36ZM39 2H37V3H41L42 2V4H41V6L42 7H38V4H37V7H38V9H42L40 12H42L43 14H41L40 12V15L42 16H45V18H53V16H54V14H50L49 12L50 11H52L53 10V6H54V9H56V7L55 6H59V5H61L60 3L58 4L57 3V1L56 0H52V4H51V1L50 0H45V1H47L46 3H45V1L43 2V0L41 1V0H38ZM48 1H50V3H49V5H48ZM71 1L72 0H68V1H66V0H64V2L63 3H65V5L62 3V5H61V7L62 8H66L65 10H64V12L66 13V14H68V12H69V7H67L66 6V4L67 5H69V3H71ZM96 2V3H94V2ZM103 1H105L106 3L108 2V0H103ZM123 1V2H122ZM125 1V2H124ZM209 2L211 1V0H208ZM208 1H206L205 3H208ZM213 2H211V3H208V6H212V8H208L209 10H207V8L205 7L206 5H202V4H205V3H202V4H196V6H193V9H196L197 8V5H198V7L200 6V5H202V6H200L199 7V9H197V11H195L196 12V14H198L199 12H202V14L201 15H194V17L192 18V20L194 19V18H197V20L196 21H192L191 19H189V18H187V19H189L188 21L190 22V20H191V22H193V23H190L191 24V27H192V24H193V27H192V29H191V27L189 28V25L187 24V23H189V22H180V24H181V26L179 27V30H180V34L178 35V37H176L175 38V40L177 41V39L179 40L178 42H176V43H179L180 42V39H181V41H182V43L180 42L179 43V45H182V46H179L178 44V46L176 45V43H175V48L177 49L178 47H180V48H178V49H180V50H178L177 49V52L176 51H174V55L178 58H176V57H171L172 58V60H170V59H167L169 62H167V63H170L169 65H172V67L171 66H169L170 68H174L173 66H175V68L172 70L171 69V71H169V70H167V68L168 67H159L158 65V68H156V70H155V67H156V65L155 66H149L151 69V71H148L150 74H146V73H142V72H139V70H137L136 71V67L134 66V68H135V70L133 69V66H132V64H131V61L130 60H126V58H123L122 60H123V63L125 64V66L123 65V63L121 64V63H119L118 64V62H116L115 61V64H118V66L120 65L121 67H123L122 69H124L123 70V72H122V69H121V72L122 73H124L125 71V73L124 74H128V75H126V76H123L122 75V73H120V75H122L123 77H127V76H129V79L128 78H126V79H128V80H131L132 79V76H130V75H132L131 73H132V71H133V74L135 73H138L139 74V76H138V74H136V76H138V77H142L141 75H143L144 74V76H145V74L147 75V76H143V79L142 78H140V82H141V79H142V81L144 82V80L146 79V78H148V77H151V78H148L149 80H147L146 79V81L147 82H145L144 83V86L142 85L143 84V82H142V88H141V85L139 84L138 86L139 87H137V89L136 90H140V93L138 92V91H135V95L137 96V92H138V94H140V96H139V98L140 97H143L144 95V97H146L147 99L149 98V96H152V97H150L146 102L144 101L143 102V99H144V97L143 98H140V99H142L140 102L142 103H139V101H137V100H139V98L138 99H136V104H137V102H138V104H140V105H143L144 104V106H140V105H138V108H139V110L140 111H138V112H141V111H143V113H142V115L143 114H145V115H141V113H140V117L139 118H136V121H137V119L139 120V123H138V121H137V123L138 124H136V126H137V130H136V132H134V133H132L131 135L132 136H129L128 134H130V133H127V132H124V131H120L121 129H119V128H121L122 126L120 125V123L119 122H117V121H114V120H109L110 122H108V121H106V125L105 124H103V126H102V128H100V131H99V129H95V128H86V130H85V128L84 127H82L81 128V126H79L78 127V129L76 130V128H72V130L73 129H75L78 133L80 132L81 134L83 133V132H81V130L83 131V128H84V130H85V133H88L89 134V132L88 131H91L90 132V134L89 135H87V134H85L84 133V136H83V134H82V136H81V144H82V146H84V145H86L87 147H88V154L87 155H90V156H87L84 160H82V161H79V164H81L80 165V167L81 166H83V167H81L80 168V173L83 175L82 176V178L83 179H81L82 180V185L83 186H86L87 188L89 187V188H95V187H98L97 185H99L101 182V184L99 185V188L100 189H104V191H108L109 190V188L111 187V184H109V183H111V181H112V179L111 178H113V177H116V179H128L127 181L128 182H130V183H132V181H134L132 184H135V191H137V194L138 195H140L141 193H142V195H140L142 198H143V200L147 203V202H149V203H147L148 205L146 206V207H136V206H134V205H132V204H130L128 201H127V199H126V195L124 194V193H109V192H107V193H104V194H102V195H100V196H98V197H96V196H91V197H89L88 198V200H89V203L87 202V201H85L84 202V207L82 208L81 206H83V204L80 206V209L82 208V209H85L86 210V212L88 211L89 213H91V215L90 216H92V218L93 219H91L92 221H93V223L91 222V224L89 225V227L88 226H86V227H88V228H86V229H84L85 228V224L87 223V224H89L90 222V220L88 221V222H86L85 224H82L81 226H83L84 225V227H83V229L81 228V226L80 225H77V223H76V221L77 220H74L73 219V215L70 217V214H68V215H66V218H69V221L71 222V220L73 221L74 220V224L75 225H73V222H71V224L68 222V224L66 225V228H71L70 226L72 225V228H74V226H79V228H78V231L80 232V231H82V233L84 234L85 233V231H86V233L83 235L82 234V236H84L85 237V235L86 236H88V238L90 239V241H89V239L87 238V237H83V241L86 239V241L84 242V243H86V245H89V247H91V249H89V247L87 246V250L89 249L90 251H87L86 250V252L87 253H90V252H92V250H93V252H92V255L94 254V256H95V253L94 252H98L97 254H96V258H94V256L93 257H91V256H89L87 253V255H88V257H89V259H88V263L89 264H92V262L94 263V261L96 260V259H104V258H106V261L108 262V264L111 262L112 264H142V263H144V264H168V263H170V264H172L174 261V263L173 264H183V262H184V264H186V263H188L189 264V262L187 261V260H185V258H187V259H190L191 258V256H195V253H197V251H196V248H195V242L194 241H196L195 239H193V241H191L192 240V235H194V231H196V233H199V230H200V232L201 233H208V231H210L212 228V226H211V222H209L208 223V220H206V219H201V218H193V215L195 214L194 212L195 211H197L199 208H201V212L202 211H205L206 210V212L207 211H211V207H212V205H211V203L210 202H207L208 201V197H205L206 195H208L207 194V192H209V190L211 189V183H212V179H213V176H211V174H210V171L211 172H213L212 173V175L217 171V170H220V169H214L213 171H212V169L214 168V166H211V164L212 163H214L215 165L217 164L218 165V163H219V161L222 163V161H223V158H225L224 159V161H223V164H222V167H221V169H223V171H222V173L223 174H225V172H226V170H224L225 168H227L228 166H229V161L231 160V159H234V160H231L230 161V163L232 162L233 164L235 163V164H237V163H245V162H247V163H245V165H244V168H241V170H246V172L245 173H242V175L244 174L245 175V178H246V180L247 179H249V184H253V182L252 181H254L255 179L257 180V178H258V176H259V171H260V167H262V165H263V162H264V121H263V117H264V18H260L259 19V17H257V16H255V14H253V13H258L259 11H261V10H263L264 11V0H253V4H252V0H212ZM245 3H243V2ZM246 1H247V3H248V6L246 5L247 3H246ZM258 1V2H257ZM83 4H84V8L86 9V10H84L83 9V11L80 13V15H78L79 16V18L77 17V18H73L72 20H68V19H65V18H67V15H65V18L62 20V21H64L63 23L61 22V26L63 27V25L65 24V25H69V26H73V28H72V33H74V32H77V30L79 31L78 33H74L73 35V37H72V41H71V43L73 42V41H76L75 43L76 44H74V42L72 43L73 44V46H71L72 48L73 47H75V45H76V47L77 48H79V47H81L82 49H78L77 50V48H76V51H75V49L73 48H71L73 51H75V52H70V51H72V50H70L69 51V54H73L72 55V57H70L69 55H68V57L66 58L67 60L65 61L66 63H64L62 66H63V70L62 71H64V73H66L65 75H64V73L62 72V74L64 75V79H65V81H64V90L66 91H64L63 90V92H64V95H63V97L64 98H66V96H67V98L66 99H68V100H64L63 102L64 103H66V104H78V105H76V106H78V107H80V109L83 111V113H84V110L86 111V113H85V115H88L87 117L88 118H90V120L91 121H93V120H95L96 119V115L95 114H97V111H96V108H97V103H96V101H97V99L95 98V97H90V98H94V99H91L90 100V98L88 97V101H91V103H94V105H91L90 104V102L89 103H87L85 106H88V107H86L87 109H85L84 108V104H82V102L83 103H86V102H88L87 101V99L85 98V96L83 97V95H81L80 94V92L78 91L79 90V86H77V83L80 81L79 80V77H80V79L82 80L83 79V76H84V73H83V69H82V64H80L79 62H81L80 60H79V57H82V55H80V54H84V53H86V52H88L89 51V49H90V51L91 50H93V46H95V43H94V41L91 39V38H93L95 35V37L93 38L94 40H95V42L97 43V44H99V42H100V44H101V40L103 39L102 38V35H104L103 33H104V31H103V29H101V27H99L100 28V30H99V28H97L98 26L97 25H95V23H96V20L98 21L99 20V22L98 23H100V24H102V25H104V26H111L112 24L114 25V23L116 22V26H118V24L117 23H119V27H121L122 25V30H123V34L124 35H126L125 36V38L127 37V34H128V37H130V39H129V43L130 42H133L132 43V45L131 46H134L135 47V45L137 44V43H139L138 41L140 40V42H142L143 40H144V38H143V36L144 35H141L143 32H141V31H138L139 29L137 28L136 29V22H134L133 21V18L132 17H134V15L136 14V11H134V8L133 7H135V5H134V3L130 0H120V1H118V0H109V2L108 3H113L112 5L114 6H112L111 4H105V2L103 3V5H102V0H87V2L85 1V0H83ZM97 2H98V4L100 5L99 7H98V4H97ZM100 2V3H99ZM128 2V3H127ZM131 2V4H129ZM255 2H256V4H255ZM47 6V10H48V8H49V10L48 11H46V6L44 7V4ZM56 5H55V4ZM90 3V4H89ZM115 3H117V4H115ZM127 3V4H126ZM260 3V4H259ZM85 4H86V7H85ZM87 4H89V5H87ZM97 4V5H96ZM130 6H129V5ZM233 4V5H232ZM235 4H239L238 5V7H237V5L235 6ZM241 4V5H240ZM250 4H252V5H250ZM53 5V6H52ZM96 5V6H95ZM104 5H107L109 8L110 7H113L114 9H112V8H108L107 6H104ZM111 5V6H110ZM118 5H120V6H118ZM121 5H123V6H121ZM126 6V8H125V6ZM226 5V6H225ZM243 5V6H242ZM250 5V6H249ZM255 5V6H254ZM257 5V6H256ZM40 6V5H39ZM52 6V7H51ZM64 6H66V7H64ZM88 6V7H87ZM92 6V7H91ZM103 6V8H101ZM128 6V7H127ZM131 6H132V8H133V10L131 11ZM203 6H204V8H206V10H207V12L205 11V9L203 8ZM207 6V7H208ZM215 8H214V7ZM228 6H232L231 8H228ZM44 7V8H43ZM60 7V6H59ZM90 7V8H89ZM106 7V8H105ZM117 7H119L120 9H122V8H124V10L122 9L121 11L120 10H118L119 8H117ZM202 7V8H201ZM50 8H52V9H50ZM58 8V7H57ZM91 8H94V9H91ZM135 8H137V10L139 9V5H137V7H135ZM237 8V9H236ZM256 8V9H255ZM97 9H99V10H97ZM104 9V10H103ZM201 9V11H199ZM204 9V10H203ZM211 9H216V11L214 10H212L211 11ZM248 9V10H247ZM252 9H254V10H252ZM260 9V10H259ZM106 10V12H104ZM110 10V11H109ZM125 10H127V12L125 13ZM243 10V11H242ZM247 10V11H246ZM255 10H257V11H255ZM85 11V12H84ZM91 11H92V13H93V11L95 12L93 15H92V13H91ZM111 11H113L112 13H111ZM115 11V12H114ZM120 11V12H119ZM204 11V12H203ZM222 11V12H221ZM239 11V12H238ZM240 11H241V13H240ZM254 11V12H253ZM87 12V13H86ZM99 12V13H98ZM120 14H118V13ZM122 12H123V14H122ZM212 12V13H211ZM214 12V13H213ZM215 12H217L218 13V15H217V13L215 14ZM252 12V13H251ZM50 14L49 16L47 15V17H46V15L45 14ZM85 13V14H84ZM110 15H109V14ZM115 13V14H114ZM125 13V14H124ZM128 13V14H127ZM131 13H132V16H131ZM208 13H210V14H208ZM84 14V15H83ZM103 14H105V15H103L104 17L108 14V16H106L107 18H108V20H106L105 21V18L102 16ZM208 14V15H207ZM211 14H214V15H211ZM224 14H226V15H224ZM236 14H237V16H236ZM242 14V15H241ZM244 14H246V15H244ZM249 14V15H248ZM254 15V18H253V15ZM84 17H83V16ZM97 17H96V16ZM101 15V16H100ZM114 15V16H113ZM116 15L118 16V19L117 20H114V19H116V18H114V17H116ZM128 17H127V16ZM205 16V17H202V16ZM215 15H217V16H219V18H217V21H215L216 20V18L215 19H213L214 17H215ZM225 17H224V16ZM227 15H228V17H230L231 18V20L229 19V18H227ZM257 15V14H256ZM42 16V17H43ZM89 17V16H92V17H89V18H87V17ZM119 16H122L121 18H119ZM130 16V17H129ZM196 16V17H195ZM198 16H201V18L199 17L198 18ZM207 16H209V17H207ZM211 16V17H210ZM216 16V17H217ZM95 17H96V19H95ZM100 17V18H99ZM111 17V18H110ZM113 17V18H112ZM126 17V18H125ZM136 17V16H135ZM222 17V18H221ZM233 17V18H232ZM235 17H237V18H235ZM253 19H252V18ZM264 17V16H263ZM48 18L46 19V20H48ZM82 18V19H81ZM85 18V19H84ZM90 18H93V19H91L90 20ZM104 18V19H103ZM106 18V19H107ZM202 18H205V19H203L202 20ZM221 18V19H220ZM242 18L243 19H246V22H245V20H242ZM247 18H248V20H249V22H247L248 20H247ZM88 19V20H87ZM112 19V20H111ZM128 19V20H127ZM187 19H185V20H187ZM198 19L200 20V24L198 23ZM207 19V20H206ZM209 19V20H208ZM214 21H212V20ZM218 19H219V21H218ZM229 19V20H228ZM234 19V23H236L235 25H237V29H236V31H229L228 30V28H230L229 26H232V27H234V24H233V20ZM250 19H251V22H250ZM255 19V20H254ZM51 20V19H50ZM67 20H68V23H67ZM75 20V21H74ZM80 20L82 21V22H80ZM93 20H94V22H93ZM110 20V21H109ZM114 20V21H113ZM118 20H120L119 22H118ZM129 20H131L130 22H129ZM182 20H184V19H182ZM184 20V21H185ZM253 20H254V22H253ZM258 22H257V21ZM49 21V20H48ZM71 21H72V23H71ZM101 21V22H100ZM112 21V22H111ZM124 21V22H123ZM201 21H202V24L204 25H201ZM213 23H212V22ZM230 21L232 22L231 24H230ZM262 21V22H261ZM51 22V21H50ZM73 22H74V24H73ZM89 22V23H88ZM109 23V24H105V23ZM110 22H111V25H110ZM121 22H123V24L121 23ZM131 22H134V24H135V26H134V24H132ZM195 22V23H194ZM197 22V23H196ZM219 22V23H218ZM242 22L243 23H246V24H242ZM253 22V23H252ZM259 22H260V24H259ZM67 23V24H66ZM77 25H76V24ZM84 23H86V25L84 24ZM88 23V24H87ZM128 23V24H127ZM220 23H222V25L220 24ZM251 25H249V24ZM80 24H82V25H80ZM90 24L92 25V26H90ZM121 24V25H120ZM131 24H132V26H131ZM187 26H186V25ZM199 24V25H198ZM216 24V25H215ZM225 24V25H224ZM228 24V25H227ZM257 24V25H256ZM74 25H76L77 26V28L76 29H74L76 26H74ZM78 25H80V26H78ZM84 25H85V27H84ZM124 25H127L126 27L124 26ZM130 25V26H129ZM244 25H246V26H244ZM196 26V27H195ZM198 26V27H197ZM217 28H216V27ZM218 26H219V28H218ZM220 26H221V28H220ZM248 26V27H247ZM252 26H254V28L252 27ZM88 27V28H87ZM90 27H94V29L93 28H90ZM124 27L125 28H127L126 29V31H125V29H124ZM129 27H130V29H129ZM131 27H135V28H132V30L133 29H136L137 30V35H138V32H139V35H138V37H140V38H138L137 37V35H136V33L134 32V30L132 31L131 30ZM185 27V28H184ZM223 27V28H222ZM225 27V28H224ZM239 27V28H238ZM242 27V28H241ZM252 27V28H251ZM260 27V28H259ZM80 28H85L84 30L83 29H80ZM87 28V29H86ZM201 28V29H200ZM205 28V29H204ZM210 28V29H209ZM236 28V27H235ZM241 28V29H240ZM243 28H247L246 29V31H245V29L242 31V29ZM260 30H259V29ZM74 29V30H73ZM80 29V30H79ZM96 29V30H95ZM183 29V30H182ZM184 29H185V31H184ZM188 29V30H187ZM189 29H191V30H189ZM195 29V30H194ZM203 29V30H202ZM209 30V31H206V30ZM217 29H220V30H218V32H217ZM221 29L223 30L224 29V31H221ZM87 32H86V31ZM90 30V31H89ZM135 30V31H136ZM181 30H182V32H181ZM186 30H187V32H186ZM197 30V31H196ZM212 30V31H211ZM241 30V31H240ZM249 30V31H248ZM74 31V32H73ZM80 31H81V34H80ZM82 31H83V33H82ZM84 31L86 32V33H84ZM96 31H98V33L96 32ZM124 31H125V33H124ZM127 31H129V32H127ZM131 31H132V33L134 32L135 34H134V36H132V35H130L129 33H131ZM189 31H191V32H189ZM194 31V32H193ZM201 31V32H200ZM202 31H204V32H207V34L205 35V33L203 32L202 33ZM229 31V32H228ZM254 33H253V32ZM260 31H261V34H260ZM88 32L89 33H91V36H90V34H88ZM99 32H101L100 34H99ZM140 32H141V34H140ZM197 32V33H196ZM213 33V35H215V36H213V35H210V34H212ZM214 32L216 33V34H214ZM222 32H224V33H222ZM231 32V33H230ZM238 32V33H237ZM248 32H250V34L248 33ZM254 34H252V33ZM95 33V34H94ZM131 33V34H132ZM189 33V34H188ZM194 33V34H193ZM208 33H210L209 34V36H213V37H209L208 36ZM219 33V34H218ZM226 33V34H225ZM227 33H228V35H227ZM257 33V34H256ZM76 34L77 35H79L80 36V38H79V36H77L76 37ZM83 34H85L86 36H89V38H90V40H89V38L88 37H86V38H88V39H86L85 38V35L83 36ZM94 34V35H93ZM98 34V35H97ZM123 34H121V35H123ZM184 34V35H183ZM193 34V35H192ZM197 34V35H196ZM199 34H201V35H199ZM222 34V35H221ZM239 34H242V35H239ZM258 34H259V36H258ZM100 35V36H99ZM121 35H119L118 37L117 36H113V35H110L109 37V39L110 40H113V41H118V42H120V36ZM187 35H190V36H187ZM198 37V41L196 40L197 39V37ZM217 35V36H216ZM220 35V36H219ZM225 35V36H224ZM240 37V38H238V36ZM253 35V36H252ZM256 35H257V37H256ZM263 35V36H262ZM93 36V37H92ZM180 36V37H179ZM184 36H186V38L184 37ZM196 37L195 38V40L193 41V38L194 37ZM222 36H224V37H222ZM229 37V39H227L228 37ZM232 36H233V38H232ZM234 36H236V37H234ZM242 36H244V37H242ZM250 36V37H249ZM251 36H252V38H251ZM82 37H84V38H82ZM97 37V38H96ZM100 37H101V39H100ZM116 37V38H115ZM127 37V38H128ZM206 37L207 38H212V39H206ZM215 37V38H214ZM219 38V39H217V38ZM250 39H249V38ZM260 37V38H259ZM76 40H75V39ZM96 38V39H95ZM98 38H99V40H98ZM113 38V39H112ZM124 38V36H123V40L125 41L126 39ZM139 40H138V39ZM190 40H189V39ZM216 39L215 41H214V39ZM222 38V39H221ZM261 38H263V39H261ZM78 39H80V40H78ZM85 40V43L87 44V42H88V44L86 45L85 43H84V40ZM116 39V40H115ZM134 39H137L136 40V42L137 43H135V41H134ZM184 39V40H183ZM205 39H206V41H205ZM231 39V40H230ZM244 39V40H243ZM254 39V40H253ZM87 40V41H86ZM98 42H97V41ZM131 40V41H130ZM211 40V41H210ZM226 40H228V41H226ZM233 40V41H232ZM235 40H236V42H235ZM240 40V41H239ZM80 41V42H79ZM81 41H83V42H81ZM126 41H128V40H126ZM192 41V42H191ZM201 41V42H200ZM205 41V42H204ZM209 41V42H208ZM215 42L216 43V46L214 47V43H212V42ZM217 41V42H216ZM230 41V42H229ZM231 41L233 42V43H231ZM245 41V42H244ZM247 41H248V43H247ZM252 41H253V44H252ZM255 41V42H254ZM40 42H43V39H42V41H39L36 45H35V48H34V50H33V53L35 52H37L38 54L40 53L39 51H42L43 50V45L40 43ZM92 44V46H90L91 44ZM191 42V43H190ZM219 42H220V44H219ZM223 42V43H222ZM226 42H227V45H226ZM236 44H235V43ZM239 42H241V44L239 43ZM242 42H243V44H242ZM250 42V43H249ZM79 43H80V46H78L79 45ZM127 44H129L128 42H126ZM190 43V44H189ZM211 43L212 44H214V45H211ZM238 43H239V45H238ZM244 43H246V45L244 44ZM40 44L42 45V46H40ZM71 44V45H72ZM131 44V43H130ZM129 44V45H130ZM183 44H185V46L183 45ZM197 44V45H196ZM206 44V45H205ZM208 44V45H207ZM210 44V45H209ZM225 44V46H222V45H224ZM235 44V45H234ZM86 45V46H85ZM89 45V47H87ZM199 45V46H198ZM202 45V46H201ZM204 45V46H203ZM217 45H218V48H217ZM230 45V46H229ZM234 45V46H233ZM240 47H238V46ZM83 46V47H82ZM188 46V47H187ZM198 46V47H197ZM210 46H213L214 48H209ZM219 46H221L220 47V49H219ZM227 46V47H226ZM247 46V47H246ZM87 47V48H86ZM93 47V48H92ZM181 47H183L184 49V51L183 50H181L182 48ZM186 47V48H185ZM194 47V49H192ZM205 47V48H204ZM207 47V48H206ZM42 48V49H41ZM84 48H86V49H84ZM89 48V49H88ZM92 48V49H91ZM189 48H191L190 50H189ZM200 50H198V49ZM201 48V49H200ZM204 48V49H203ZM222 48V49H221ZM41 49V50H40ZM176 49H174V50H176ZM186 49V50H185ZM202 49H203V51H204V53H203V51H202ZM211 49V50H210ZM226 49V50H225ZM37 50V51H36ZM85 50H87V51H85ZM193 50V51H192ZM206 50H207V52H206ZM216 50V51H215ZM221 50V51H220ZM80 51V52H79ZM82 51H85V52H82ZM181 51V52H180ZM183 51V52H182ZM194 51H195V53H194ZM210 51H212V53L210 52ZM213 51H215V52H213ZM220 51V52H219ZM176 52V53H175ZM184 52H186L185 54H184ZM200 52V56L198 55V53ZM37 53L36 54H34L35 56H33V58H35L36 56V58L37 59H33L32 58V63H33V66H34V69H33V74L32 75H38V79H39V76L41 75V73L40 74H38L39 72H45L44 73V75H43V73H42V76L44 77H42V76H40V78H43L42 80L40 79V81H43V82H41V84H40V81H39V83H37L38 84V86H39V88H42V92L44 93V91L49 87V84L51 83L50 81H51V74H50V72H49V70H48V68H47V66L46 65H43L42 66V64H44V63H42V59L40 58V57H42L41 55H42V53L43 52H41L39 55H37ZM76 53V54H75ZM184 54V55H182V54ZM190 53V54H189ZM202 53V54H201ZM211 53V54H210ZM215 53V54H214ZM177 54H179L178 56H177ZM181 54V55H180ZM210 54V55H209ZM218 54V56H216ZM220 54V55H219ZM38 56H39V58H38ZM182 56H185V57H182ZM190 56V57H189ZM195 58H194V57ZM202 56H204V57H202ZM212 56V57H211ZM216 56V57H215ZM226 58H225V57ZM70 57V58H69ZM76 57H77V59H76ZM180 57V58H179ZM202 58V59H204V62H203V60L202 59H200V58ZM210 57V58H209ZM236 57V58H235ZM69 58V59H68ZM215 58H216V60H215ZM224 58V59H223ZM228 58V59H227ZM126 60V62H127V64H131V65H127L124 61ZM175 59H176V62H175ZM182 59V60H181ZM207 59V60H206ZM212 59V60H211ZM214 59V60H213ZM217 59H219V61H217ZM166 60V61H167ZM181 61V62H178V61ZM186 62H185V61ZM196 60V61H195ZM201 60H202V62H201ZM38 61V62H37ZM41 61V63H39ZM76 61V62H75ZM198 61V63H196ZM210 61V62H209ZM211 61H212V63H214V61L215 62H217V64L216 63H214V64H212L211 63ZM226 61H227V63H229V64H227L226 63ZM71 62V63H70ZM74 62V63H73ZM114 62V61H113ZM111 63L110 65L112 66V64H114V63ZM129 62V63H128ZM173 62H175V65L173 64ZM188 62V63H187ZM199 62H200V65H199ZM206 62V63H205ZM221 62H223V63H221ZM235 62V63H234ZM240 62H242V63H240ZM244 62V63H243ZM39 63V64H38ZM70 65V66H68V64ZM166 62H165V64H167ZM186 63V64H185ZM192 63H193V65H192ZM205 63V64H204ZM209 63H211V66H210V64ZM227 65H226V64ZM238 63V64H237ZM38 64V65H37ZM78 64V65H77ZM164 64V65H165ZM178 64V65H177ZM180 64H182V65H180ZM196 64H198V65H196ZM204 64V65H203ZM207 64V66H205ZM224 64V65H223ZM234 64H236L235 66H233ZM240 64V65H239ZM263 64V65H262ZM67 65V66H66ZM76 65H77V67H76ZM123 65V66H122ZM128 67H130V66H132L131 68H132V70H129V69H131V68H126L127 66ZM152 65H154V64H152ZM187 65V66H186ZM195 65V66H194ZM202 65H203V67H202ZM209 65V66H208ZM214 67H213V66ZM230 65H232V66H230ZM240 67H239V66ZM40 66V67H39ZM46 66V67H45ZM71 66H73V67H71ZM165 66H168V64L167 65H165ZM194 66V67H193ZM204 66H205V68L206 67H208V68H210L211 69V73H212V75L213 76H215L217 73L218 74H220L221 75V73H222V75H224V76H220V75H216V77H213L212 75H209V76H203L201 73H198V72H201V70L203 71L204 69ZM218 66V67H217ZM219 66L221 67L220 68V70H218V68H219ZM224 66H228V67H224ZM36 67L38 68V70L36 69ZM70 67V68H69ZM75 67V68H74ZM79 67V68H78ZM112 67H114V70H116V71H118L119 72V70H118V68H117V65H113ZM112 67H111V69H112ZM120 67V68H121ZM178 67V70L176 69ZM196 67H198V68H196ZM216 67V68H215ZM233 67V68H232ZM235 67H238V69H236ZM45 68V69H44ZM47 68V69H46ZM65 68V69H64ZM73 68V69H72ZM81 68V69H80ZM117 68V69H116ZM160 68H165L163 71H161L160 70ZM169 68V69H170ZM182 68V69H181ZM224 68L225 69H228V70H224ZM241 70H240V69ZM42 69H44V70H42ZM66 69L67 70H69V71H66ZM70 69H72V71L70 70ZM155 70V71H153V70ZM178 71V72H180L179 74L177 73V72H175L176 70ZM187 69V70H186ZM224 71H223V70ZM231 69V70H230ZM234 69H236V70H234ZM32 70V69H31ZM37 71V72H35V71ZM46 70V71H45ZM74 70V71H73ZM78 70V71H77ZM113 70V69H112ZM149 70V69H148ZM157 70L159 71L158 73H155V72H157ZM166 70V72L164 73V71ZM183 70V71H182ZM234 70V71H233ZM131 71V73H129ZM186 73L184 76H183V73ZM195 71V72H194ZM217 71H219V72H217ZM232 71V72H231ZM36 74H35V73ZM47 72H49V73H47ZM68 72H69V74H68ZM76 72L79 74H76ZM80 72V73H79ZM151 72H153V75H151L152 73ZM168 72H170V73H168ZM175 72V73H174ZM225 72H228V73H225ZM47 73V74H46ZM140 73H142L141 75H140ZM182 73V78H184L183 80L182 79H180L181 78V74ZM210 73V74H211ZM231 73H233V74H231ZM50 74V75H49ZM74 74H76V75H74ZM80 74H81V76H80ZM130 74V75H129ZM167 75V77H169V78H166L165 80H166V83L164 84H162V82H164L165 80H164V78L163 77H161V76H165L166 77V75ZM171 74V75H170ZM172 74H176V76L178 75H180V77H175V75H173L172 76ZM196 74V75H195ZM233 76H231V75ZM69 75V76H68ZM72 77H71V76ZM156 75V76H155ZM157 75H158V77H157ZM197 75H198V77H197ZM257 75V76H256ZM76 76H77V78H76ZM159 76H160V78H162V79H160L159 80ZM171 76H172V78H171ZM203 77V79L205 80H207V82H206V80L205 81H203V79L202 78H199V77ZM220 78H219V77ZM226 76V77H225ZM228 76V77H227ZM230 76V77H229ZM34 77V76H33ZM67 77V78H66ZM82 77V78H81ZM130 77H131V79H130ZM155 77V78H154ZM156 77H157V79H156ZM194 77V78H193ZM50 78V79H49ZM70 78V79H69ZM155 79V81L157 82V83H159V81H160V83L157 85V83H155L154 82V79ZM171 78V79H170ZM177 78V79H176ZM216 78V79H215ZM72 79H73V81H72ZM78 81H76V80ZM150 79H151V83L152 82H154V84H155V86H154V84L152 85V87H151V83H150ZM175 79V80H174ZM194 79H197V80H194ZM199 79L200 80H202L203 81V83L204 84H202V82H199ZM212 79V80H211ZM215 79V80H214ZM222 79V80H221ZM224 79H226V81L224 80ZM232 80L231 81V83H228V81L229 80ZM240 79V80H239ZM44 80H46V81H44ZM48 80V81H47ZM75 80V81H74ZM164 80V81H163ZM132 82H133V80H131ZM130 81V82H131ZM199 83V85H200V87H199V85H197L198 83ZM215 81H217V82H215ZM219 81H222V84H221V82H219ZM224 81V82H223ZM234 81H235V83H234ZM48 82H50V83H48ZM67 82H69L68 84H67ZM76 82V83H75ZM105 82V83H104ZM103 83H101L102 85H101V87H103V86H105V87H103V88H101L100 89V91H104L103 93H106V95L108 94V93H110V91H114L116 88H114V87H116V86H120L119 84L122 82V81H119L118 80V82H116V84L118 83V85H116V86H114L115 84H113V83H110L109 84V82H107L106 80L104 81ZM131 82V83H132ZM167 82L169 83V85L167 84ZM209 82V83H208ZM212 82V83H211ZM215 82V83H214ZM219 82V83H218ZM230 82V81H229ZM238 82V83H237ZM146 83H149L148 85L146 84ZM174 83H175V85L177 86V90L175 89L176 88V86L174 85ZM182 83V84H181ZM225 83V84H224ZM236 83H237V85H236ZM262 83V84H261ZM48 84V86H46ZM74 84H76V85H74ZM111 85V86H108V85ZM171 84V85H170ZM211 86H210V85ZM220 84V85H219ZM227 84V85H226ZM233 84H235V85H233ZM239 84V85H238ZM259 84V85H258ZM67 85V86H66ZM106 85H107V89H108V91H107V89H105L106 88ZM112 85H113V87H112ZM122 85V84H121ZM172 85H173V87H172ZM194 85H195V90L197 91L198 89H197V87L198 88H200L199 90H201V91H199L198 90V92H194L195 90H194ZM206 85V86H205ZM208 85V86H207ZM225 86L224 88H222L223 86ZM231 85V86H230ZM251 85V86H250ZM69 86V87H68ZM73 86V87H72ZM149 87V89H148V87ZM162 86V87H161ZM168 86H169V88H168ZM174 86H175V88H174ZM216 86V87H215ZM222 86V87H221ZM230 86V87H229ZM237 86V87H236ZM240 86H242V87H240ZM47 87V88H46ZM68 87V89L66 90V88ZM76 89H75V88ZM156 87L158 88L157 90H159V89H161V93L159 92V91H157L156 90ZM163 87H166V88H163ZM189 87H191V88H189ZM237 89H236V88ZM71 88H73V89H71ZM78 88V89H77ZM111 88V89H110ZM142 90H141V89ZM144 88V89H143ZM163 88V89H162ZM193 88V89H192ZM218 88H220V89H218ZM228 88H230V89H228ZM232 88V89H231ZM242 88V89H241ZM252 90H251V89ZM43 89H45V90H43ZM70 89L71 90H73V91H70ZM102 89H104V90H102ZM114 89V90H113ZM149 90V93H151V92H155V93H151L150 95H148L149 93L147 92L148 90ZM154 89L156 90V91H154ZM165 89V90H164ZM191 89H192V91H191ZM222 89V90H221ZM225 89V90H224ZM75 90V91H74ZM144 90V91H143ZM147 90V91H146ZM151 90V91H150ZM153 90V91H152ZM179 90H181L180 92L181 93H179ZM191 92H190V91ZM213 90V91H212ZM233 90H236V91H233ZM262 91V94L260 93L261 91ZM69 91V93L68 94H70V95H67V92ZM78 91V92H77ZM145 91L147 92V93H145ZM165 93H164V92ZM167 91V92H166ZM208 91H210V93H207ZM221 91V92H220ZM240 91V92H239ZM73 94H72V93ZM75 92V93H74ZM100 93L99 91H98V94L100 95V98L102 97V95L101 94H103V93ZM141 92H142V94H141ZM143 92H144V95H143ZM157 92V93H156ZM172 92V93H171ZM175 92H176V94H175ZM228 92H229V94H228ZM160 93V94H159ZM165 94V96H163L164 94ZM168 93V94H167ZM179 93V94H178ZM196 93H198V96L196 95ZM200 93H202V94H200ZM225 93V94H224ZM235 93H237V94H235ZM247 93V94H246ZM250 93V94H249ZM77 94H79V95H77ZM155 94V95H154ZM159 96H158V95ZM167 94V95H166ZM173 94H174V96H173ZM206 94V95H205ZM257 94V95H256ZM141 95H143V96H141ZM147 95V96H146ZM169 95V96H168ZM176 95H178L179 97H177ZM187 95V96H186ZM197 97H196V96ZM205 95V96H204ZM212 95V96H211ZM230 95V96H229ZM259 95V96H258ZM73 96V97H72ZM74 96H76L75 98H76V100H74L75 98H74ZM78 96H79V98H78ZM103 96H105L104 94H103ZM154 96H155V99H154ZM166 96L168 97V98H166ZM173 96V97H172ZM256 96V97H255ZM62 97V100L64 99ZM69 97H70V99H69ZM72 97V98H71ZM156 97H157V99H161V101H159L160 103V105L157 103V100H156ZM176 97V98H175ZM186 97V98H185ZM190 97V98H189ZM194 97H196V101H197V105L199 104V106L205 111H203L202 109V112L203 113H214V116L215 115H217V116H221V117H226V118H224L225 120H226V124H218V125H216L217 123H212V122H209L208 120H207V118H206V116H204L203 114H200V113H196V112H194L193 110H191V105L193 104H195V103H193L194 102ZM203 97V98H202ZM205 97H206V99H205ZM211 97V98H210ZM242 97V98H241ZM258 97V98H257ZM262 97V98H261ZM81 98H83V100L81 99ZM103 98V97H102ZM171 98V99H170ZM178 98V99H177ZM198 98H200V99H198ZM207 98H208V100H210V101H208L207 100ZM210 98V99H209ZM212 98H214V99H216V101L214 100V101H212ZM38 99L40 100V101H42L43 102V98H42V96L40 95V98L38 97ZM78 99V100H77ZM172 99H173V101H172ZM193 101H192V100ZM261 99V100H260ZM71 100V101H70ZM72 100H73V102H72ZM85 100H86V102H85ZM92 100H94V101H92ZM170 100V101H169ZM68 101H69V103H68ZM74 101L76 102V103H74ZM80 101H81V104H79L80 103ZM149 101V102H148ZM150 101H152V102H156V104H155V107H157L158 108V106H160L159 107V111L160 110H162L161 111V113L163 112L164 114H165V112H167V113H169V114H167V116L165 115H162L160 112H158V111H156V109L157 108H155L154 106H152V105H154L152 102H150ZM166 102V104L164 105L163 104V102ZM168 101V102H167ZM172 101V102H171ZM188 101V102H187ZM199 101H201V102H199ZM205 101H206V103H205ZM230 101V102H229ZM176 102H179V105L180 106H178V104L176 105V107L178 106V108H176V107H174L175 105H174V103H176ZM215 102V103H214ZM216 102H218L219 103V105H218V103H216ZM145 103H147V104H145ZM151 103V104H150ZM188 103V104H187ZM190 103V104H189ZM223 103V104H222ZM91 105V106H94L95 107V109H94V107H89V105ZM151 105V106H149V105ZM158 104V106H156ZM172 104V105H171ZM202 104H206L204 107H203V105ZM209 106H208V105ZM225 104V105H224ZM74 105V106H75ZM169 105V106H168ZM189 105V106H188ZM202 105V106H201ZM234 105V106H233ZM260 105V106H259ZM83 106V107H82ZM149 106V107H148ZM164 106V107H163ZM166 106V107H165ZM167 106H168V108H167ZM172 106V107H171ZM183 106V107H182ZM185 106H187V107H185ZM211 106V107H210ZM213 106V107H212ZM255 106V107H254ZM140 107H141V109H140ZM146 107L148 108V109H146ZM151 107H153V108H151ZM180 107V108H179ZM182 107V108H181ZM188 107H189V109H188ZM209 107V108H208ZM215 107V108H214ZM220 107L222 108V107H224L225 109H226V111H225V109L223 110V108H222V110L220 109ZM234 107V108H233ZM91 108H93V109H91ZM151 108V110L150 111H152L151 112V115H149L150 114V112H149V109ZM170 108V109H169ZM173 108V109H172ZM184 108V110H182ZM217 108V109H216ZM254 108H255V110H254ZM262 108V109H261ZM52 109V108H51ZM54 109L56 110V111H54ZM90 109H91V111H90ZM146 110V112H145V110ZM176 111H175V110ZM177 109H179L178 111H177ZM182 110V112H183V114H184V116L182 115V112H181V110ZM187 111H186V110ZM213 109H214V111H213ZM92 110H93V112H92ZM148 110V111H147ZM155 110V111H154ZM158 110V109H157ZM164 110H165V112H164ZM220 110H221V112H220ZM51 111H53V112H51L50 114H51V116H49V120H47L48 122H46V123H51V124H53V125H50V123L48 124V126L50 125V128L49 127H47L49 130H47L49 133H51L50 131H52L54 128H55V126H56V124H57V122H58V112H57V109L55 108V107H53V110H51ZM89 111V112H88ZM154 111V112H153ZM184 111H186V112H184ZM209 111V112H208ZM216 111V112H215ZM253 111V112H252ZM262 111V112H261ZM94 112H96V113H94ZM179 112V113H178ZM180 112H181V114H180ZM187 112H189L190 113V115H191V113L194 115V116H196V117H199V119L200 118H203V119H201L200 121H199V119L197 118H193V115H191V116H189V114L187 113ZM227 112V113H226ZM252 112V113H251ZM55 113V114H54ZM88 113H93L94 114V116L93 115H91V114H88ZM149 113V114H148ZM156 113V114H155ZM159 113V114H158ZM176 113V114H175ZM216 113H218V114H216ZM234 113V114H233ZM238 113V114H237ZM263 115H262V114ZM57 114V115H56ZM155 116H154V115ZM222 114V115H221ZM223 114H226V115H223ZM54 115V116H53ZM149 115V116H148ZM156 115H157V117H156ZM169 115H171V116H169ZM172 115H174V116H172ZM182 115V116H181ZM185 115H187V116H185ZM213 115V114H212ZM259 117H258V116ZM260 115H261V117H260ZM154 116V117H153ZM161 116H164L163 118H165L166 119V123H160V122H164L163 120H162V117ZM176 116V117H175ZM182 117V118H184V119H186L187 121H189V122H193V120H194V122L196 123L197 121H198V124H199V122H201V121H203V122H208V124L207 125H209L210 127H211V125L213 126V124H215L213 127H209V126H206V125H204V123L203 122H201V124L203 125V126H200L201 124H199V126H195V129H194V127L193 128H188L187 129V127L186 126H184V125H182L181 123H179L178 122V119H177V117ZM189 116V117H188ZM201 116V117H200ZM253 116V117H252ZM54 119H53V118ZM143 117V118H142ZM159 117V118H158ZM161 117V118H160ZM172 117V118H171ZM186 117V118H185ZM187 117H188V119H187ZM233 117V118H232ZM142 118V119H141ZM148 118H150V119H148ZM151 118H152V120L153 121H151ZM155 118L157 119V120H155ZM190 118H192V119H190ZM260 118V119H259ZM263 118V119H262ZM169 119V120H168ZM174 119V121H172V120ZM205 119V120H204ZM230 121H228V120ZM56 122H55V121ZM148 120V121H147ZM162 120V121H161ZM235 120H237L236 122H235ZM169 121V122H168ZM176 121V122H175ZM245 121V122H244ZM247 121V122H246ZM259 124L260 122V124L258 125L256 122ZM258 121H260V122H258ZM32 122V121H31ZM30 122V123H31ZM36 122V123H35ZM38 122V123H37ZM114 122H116V123H114ZM141 122V123H140ZM153 122H155L157 125H159V126H157V125H154L153 124ZM174 122L176 123V124H174ZM232 122H233V124H232ZM36 124V126L38 127V129H37V127H34L35 126V124ZM109 123V124H108ZM212 123V124H211ZM243 123V124H242ZM255 123L258 125H255ZM32 124V128H31V125ZM31 124H29L28 126H27V131H29L28 133H27V131H24V130H26V129H24L23 131H21L24 135H25V137L24 136H22L23 138H21L20 136H21V134L22 133H18V135H17V133H16V137L11 141L12 142V148L11 149H13V148H15L16 150H17V148H18V144L16 145V143H13V142H15V140H16V138L17 137H19V138H21V142L19 141V138H17V140L16 141H18V143H21V145H22V147L24 146V148H22L21 149V146H19V148L21 149H19V150H12V153H13V157H12V159L13 160H11L8 164L6 163V162H4L5 164H1L0 165V205L1 206H5V207H2V208H5L6 210H7V205L8 204H12V205H15L14 206V208H13V210H12V213H10L11 215H10V217L3 223L1 220H0V224L1 223H3V224H5V226H0V237L2 238V240H1V238H0V264H3L4 262L3 261H5L4 259H6V257H7V255H8V245H9V242L8 241H10V238H11V236H12V233L14 234L15 233V230L17 231V229H18V225H20L19 223L21 222V221H18V220H20V219H22L21 217H23L28 211L27 210H25L26 208H28V207H31V204H32V202H33V199L35 198V189H36V186H34L33 184H35V179L33 178V176H29V177H26V178H24V176H23V172L25 171V170H27L28 168L29 169H32L33 168V164L35 163V160H36V157L38 156V152H39V148H40V146H41V142H42V136H43V130L45 129V126H43L37 119H35V121L33 120V123H31ZM115 124H117V125H115ZM142 124H144V125H142ZM146 124V125H145ZM177 124H178V126H177ZM228 124H231L230 126L228 125ZM240 124V125H239ZM252 124V125H251ZM262 124V125H261ZM41 125V126H40ZM105 125V126H104ZM112 125V126H111ZM120 125V126H119ZM141 125V126H140ZM164 125H166V126H164ZM181 125V126H180ZM221 126V128H220V126ZM237 125V126H236ZM244 125V126H243ZM261 125V126H260ZM30 126V127H29ZM51 126H52V128H51ZM74 126V125H73ZM106 126L108 127V129L106 128ZM110 126H111V128H110ZM115 126H116V128H115ZM138 126H139V128H138ZM144 126H145V128H147L146 130H145V128H144ZM183 126L185 127V128H183ZM217 126V128H214V127H216ZM235 126H236V128H235ZM239 126H241V127H239ZM42 127V128H41ZM112 127H113V129H112ZM119 127V128H118ZM141 127V128H140ZM149 127H151V130H150V128ZM152 127H153V129H152ZM156 127V129H159V130H154V128ZM161 127V128H160ZM167 127V128H166ZM231 127H233V128H231ZM256 127H257V129H256ZM260 127L262 128V129H260ZM31 128V129H30ZM40 128V129H39ZM104 128V129H103ZM114 128H115V130H114ZM144 128V129H143ZM148 128H149V132L147 131L148 130ZM202 128V129H201ZM206 129V131H205V129ZM208 128H210V129H208ZM212 128H214L213 130H215V131H213L212 130ZM228 128V129H227ZM244 128V129H243ZM42 129V130H41ZM50 129H52V130H50ZM139 129V130H138ZM145 130V131H147L148 132V134H149V136H152V138L154 139V140H159V141H157L156 143L158 144V146H155V147H149V146H146L147 147V149H148V152L146 151L147 149H145V145H144V143L139 139V135H140V133H141V135L143 134V136H148V134H147V132L146 133H144L145 131H143L142 132V130ZM164 129V130H163ZM197 129V130H196ZM220 129V130H219ZM224 129V130H223ZM225 129H227L226 131H225ZM232 129V131H230ZM242 129H243V131H242ZM32 130V131H31ZM41 131V132H39V131ZM74 130V131H75ZM94 130H95V132H94ZM98 130V131H97ZM108 130V131H107ZM118 130V131H117ZM162 130H163V134H162ZM168 130V132H166V131ZM187 130H189V131H187ZM199 130V131H198ZM203 130V131H202ZM211 132H215V135H213L214 133H210L209 131ZM228 130L231 132V133H228ZM241 130V131H240ZM248 130V131H247ZM253 130V131H252ZM258 130V131H257ZM261 130V131H260ZM94 133H93V132ZM105 131V132H104ZM116 131V132H115ZM141 131V132H140ZM161 131V132H160ZM193 131H195V132H193ZM201 131V132H200ZM209 132V134H208V132ZM245 131V132H244ZM30 132H32L31 134H30ZM99 132H100V135H99ZM104 132V134H102ZM107 132H108V135H107ZM118 132V133H117ZM155 132V133H154ZM156 132H157V134H156ZM190 132V133H189ZM199 132V133H198ZM202 132H204L205 133V135L202 133ZM216 132L218 133V134H216ZM244 132V133H243ZM40 133V134H39ZM41 133H42V135H41ZM98 135H97V134ZM106 133V134H105ZM113 133V134H112ZM116 133V134H115ZM153 133V134H152ZM161 135H160V134ZM167 134V135H165V134ZM200 133H201V135H200ZM220 133V134H219ZM226 133H228V134H226ZM237 133L239 134V135H237ZM258 133V134H257ZM263 133V134H262ZM80 134V135H81ZM94 134V135H93ZM118 134H119V136H118ZM120 134H122V135H120ZM124 134H125V136H124ZM134 134V135H133ZM151 134V135H150ZM155 134V135H154ZM234 134V135H233ZM249 134V135H248ZM254 134V135H253ZM259 134H260V137H259ZM31 135V136H30ZM85 135H87V136H85ZM91 135V136H90ZM99 136V141L97 142V139L96 138H98L97 136ZM103 135V136H102ZM109 135H110V137H109ZM164 135V136H163ZM207 135H212V137H210V136H208V137H210V138H208L207 137ZM96 136V137H95ZM106 136H108V138L110 139L111 138V141L108 143L107 141L109 140ZM111 136H113V137H111ZM116 136V137H115ZM120 136H122V138L123 137H126L127 136V138H129V140H123ZM156 136V137H155ZM163 136V137H162ZM216 137V138H214V137ZM220 136V137H219ZM228 140V142H227V140L225 141V139H224V137ZM234 136V138H232ZM242 136V137H241ZM31 137V138H30ZM86 137V138H85ZM103 137H106V138H103ZM159 137V138H158ZM26 138H28V139H26ZM41 138V139H40ZM101 138H103L104 140L102 141L101 140ZM116 138H118V140L116 141ZM121 138V139H120ZM133 138V139H132ZM160 138H162V139H160ZM208 138V139H207ZM218 138L220 139V140H218ZM222 138V139H221ZM229 138V139H228ZM236 138V139H235ZM262 138V139H261ZM26 141H25V140ZM89 139V140H88ZM106 139H108V140H106ZM214 141H213V140ZM233 139V140H232ZM258 139H259V141H258ZM24 140V141H23ZM41 140V141H40ZM86 140V141H85ZM92 140V141H91ZM100 140H101V142H100ZM113 140V141H112ZM224 140V141H223ZM235 140V141H234ZM239 140V141H238ZM88 141V142H87ZM91 141V142H90ZM94 141V142H93ZM106 141V142H105ZM120 141V142H119ZM122 141V142H121ZM125 141V142H124ZM135 141V142H134ZM162 143H161V142ZM219 141V142H218ZM222 143H221V142ZM237 141V142H236ZM244 141V142H243ZM261 141V142H260ZM25 142V143H24ZM104 142V144L106 145V146H104V144H102ZM116 142V145L115 144H112V145H115V146H112L111 145V143H115ZM134 142V143H133ZM137 142H139V143H137ZM161 143V144H159V143ZM214 142L215 143H221V144H215V146H214ZM226 142V144L227 145H225L224 143ZM23 143V144H22ZM40 143V144H39ZM86 143V144H85ZM89 143H91V144H89ZM101 143V144H100ZM118 143V144H117ZM126 143V144H125ZM127 143H132L131 145L130 144H127ZM141 143V144H140ZM165 143V144H164ZM209 143V144H208ZM212 143V146L211 147H209L210 146V144ZM237 143H238V145H237ZM241 143V144H240ZM14 144V145H13ZM93 144H94V146H93ZM109 144L111 145V146H109ZM140 144V145H139ZM223 144V145H222ZM240 144V145H239ZM15 145H16V147H15ZM89 145V146H88ZM99 145V146H98ZM129 145V146H128ZM165 145V146H164ZM209 145V146H208ZM245 145V146H244ZM263 145V146H262ZM64 145L62 144V143H60L59 144V147H58V150H61V147H63ZM86 146H84V147H86ZM91 146H93V147H95V148H97L98 147V149L97 150H101L103 147H105L104 149H102L101 151H103V152H98V151H96V152H89L90 150L89 149H91L92 147ZM103 146V147H102ZM117 146V148L118 149H120V150H118L117 148H114V147H116ZM131 146V147H130ZM134 146V147H133ZM136 146V147H135ZM138 146V147H137ZM142 146V147H141ZM161 146H163V147H161ZM206 146H208V148H209V150L210 149H214V151L213 150H211V151H208V150H206ZM219 146V147H218ZM225 146H227V150L225 149V147L223 148V147ZM236 146H238V147H236ZM262 146V147H261ZM143 147H144V149H143ZM149 147V148H148ZM222 147V148H221ZM241 147V149L243 150H240V151H238L239 150V148ZM243 147H245V148H243ZM133 148H139L140 150H138V151H135V150H133ZM151 148V149H150ZM164 148V149H163ZM194 148H195V150H194ZM218 148H219V150H222L221 152L219 151H217L218 150ZM235 148H237V150H235ZM261 148H263L262 150H261ZM27 150V151H25V150ZM124 149V150H123ZM142 149H143V151H142ZM150 149V150H149ZM155 150L154 152L152 151V150ZM157 149V150H156ZM165 149H166V151H165ZM199 151V152H196L197 150ZM230 149V151H228ZM108 152H106V151ZM164 150V151H163ZM169 150V151H168ZM192 150V151H191ZM194 150V151H193ZM233 150V151H232ZM245 150V151H244ZM32 151V152H31ZM106 153H105V152ZM113 151V152H112ZM119 151V152H118ZM123 151H125L124 153L125 154H127V156L128 155H130L129 157V160H128V162H124V161H119V160H117L114 156H116L118 153H120V152H122L123 153ZM128 151V152H127ZM149 151H151V152H149ZM205 151H208V152H205ZM226 152L227 151V153H224V152ZM236 151V152H235ZM262 151V152H261ZM17 152V154H15ZM20 154H19V153ZM29 152V153H28ZM97 152L99 153V154H101L100 156L97 154ZM111 152V153H110ZM118 152V153H117ZM137 154H136V153ZM140 152H141V154H140ZM164 152V153H163ZM191 152L193 153V154H191ZM215 153V154H213V153ZM217 152V153H216ZM229 152V153H228ZM235 153L234 155H235V157L233 158V157H231V154H233V153ZM239 152H241L240 154H239ZM243 152H245V153H243ZM249 152V153H248ZM256 152V153H255ZM24 153H26V154H24ZM28 153V154H27ZM35 155H37V156H34V154ZM90 153V154H89ZM93 153V154H92ZM112 153H114V154H112ZM130 153H132V154H130ZM135 153V154H134ZM139 153V154H138ZM144 153H146V155L144 154ZM206 153H207V155L209 156V153H210V155H214V156H212V159H210V157L211 156H209V158L207 157V155H206ZM222 153L225 155V157H222V156H224V155H222ZM243 153V154H242ZM260 153H262V154H260ZM19 154V155H18ZM31 154H32V156H31ZM97 154V155H96ZM105 154V155H104ZM121 154V153H120ZM145 155V157L143 156V155ZM152 154H153V157H152ZM163 154H165V155H163ZM195 154L197 155V154H199V155H197V157H194L195 156ZM244 154H245V157H242V156H244ZM22 155V156H21ZM95 157H94V156ZM114 155V156H113ZM131 155H133V156H131ZM205 156V158L204 157H202V156ZM229 155V156H228ZM242 155V156H241ZM249 156V157H246V156ZM260 155H262V156H260ZM17 157V158H14V157ZM26 156V157H25ZM91 156H92V158H91ZM106 158L105 160L103 159L104 157ZM111 156V157H110ZM140 156V157H139ZM152 158H154V160L155 161H153L152 159H151V157ZM215 156H216V158H215ZM237 156H238V158H237ZM239 156H241V157H239ZM25 157V158H24ZM32 157H35L34 159L32 158ZM89 157V158H88ZM110 157V158H109ZM134 157V158H133ZM146 157L148 158V162H147V159H146ZM198 157H199V160H200V158L202 157L203 158V160L205 161L206 159V161H205V166H203L204 165V163H203V160H200L201 162H202V164H200L201 162H199V160H198ZM219 157H221V158H219ZM226 157H228V158H226ZM91 158V159H90ZM98 158H99V161H98ZM102 158V159H101ZM142 158V159H141ZM145 160H144V159ZM196 158V159H195ZM219 158V159H218ZM242 158H246V161L243 159L242 160ZM14 159H16L15 161H14ZM91 160V161H89V163H88V160ZM112 159V161H113V163H112V161L110 162L109 160H111ZM140 159V160H139ZM208 159H210L211 160V162L212 163H210V161L208 160ZM216 159V162H214V160ZM221 159V160H220ZM229 159V160H228ZM239 159V160H238ZM240 159H241V162H240ZM254 159V160H253ZM259 159H261V161L259 160ZM34 160V161H33ZM92 160H95V161H98V163H96L95 161V163L92 161ZM102 162H101V161ZM105 162H104V161ZM108 160V161H107ZM114 160L119 164H117L116 162H114ZM133 160V161H132ZM138 160V161H137ZM143 160V161H142ZM151 160V162H149ZM160 160V161H159ZM195 160V161H194ZM225 160H227V161H225ZM248 160V161H247ZM260 162H259V161ZM19 161V162H18ZM135 161V162H134ZM194 161V162H193ZM197 161V162H196ZM233 161H235V162H233ZM239 161V162H238ZM243 161H245V162H243ZM257 161L260 163V165H257ZM263 161V162H262ZM3 162H0V163H3ZM84 162V163H83ZM90 162H92V164L93 165H91V163ZM131 162V163H130ZM140 162V163H139ZM142 162V163H141ZM145 162V163H144ZM165 162V163H164ZM187 162H190L191 164L193 163V165H194V168L195 169H192L193 168V166H191V165H189ZM19 163V164H18ZM29 163H30V165H29ZM89 164V166H88V164ZM102 163V164H101ZM103 163H104V166H103ZM108 163V164H107ZM144 163V164H143ZM149 163V164H148ZM160 165H159V164ZM161 163H164V164H161ZM206 163H208V164H206ZM224 163L227 165H225L224 166ZM231 163V164H232ZM9 166H7V165ZM11 164V165H10ZM15 166H14V165ZM87 164V165H86ZM123 164V165H122ZM125 164V165H124ZM156 164V165H155ZM169 164H170V166H169ZM197 164H198V166L200 165H202L201 166V168H200V166L198 167L197 166ZM214 164H212V165H214ZM233 164H232V166H233ZM257 166H256V165ZM19 165V166H18ZM86 165V166H85ZM92 167H91V166ZM98 165V166H97ZM111 165V166H110ZM115 165H117V166H119V168H117ZM121 165V166H120ZM150 165H152L151 167H150ZM154 165V166H153ZM164 165V166H163ZM179 166V167H176V166ZM183 165L184 166V168H183V166H182V168H183V170H182V168H181V166ZM186 165V166H185ZM209 165L211 166V167H209ZM253 165H255V166H253ZM7 166V167H6ZM11 166H12V169L14 170V172H13V170L11 169ZM20 167V170H19V168H17V167ZM26 166V167H25ZM99 166L101 167V166H103L104 167V169H101V168H103V167H101V168H99ZM127 167V168H125V167ZM130 166V167H129ZM136 166L137 167H139L138 169H136ZM146 166V167H145ZM159 166V167H158ZM166 166H168V168L166 167ZM190 166V168H188V171H186L187 169V167H189ZM195 166H197V170H198V172L200 171L201 173H198V172H196V167ZM206 166L208 167V169H207V171H205L204 172V170L205 169H203L204 167L206 168ZM219 166V165H218ZM218 166H216L215 168H217ZM220 166H221V164H220ZM238 166V165H237ZM245 166H247V169H248V171H247V169H246V167ZM23 167H25L26 169H24ZM32 167V168H31ZM85 167V168H84ZM95 168V169H92V168ZM97 167V168H96ZM109 167V168H108ZM114 167V168H113ZM123 167V168H122ZM132 167H133V169H132ZM142 167L145 169H142ZM149 167V168H148ZM155 167V168H154ZM157 167V168H156ZM162 167V168H161ZM165 169H164V168ZM175 167V168H174ZM186 167V168H185ZM192 167V168H191ZM213 167V168H212ZM253 167L255 168V169H258V170H255V169H253ZM10 168V169H9ZM82 168H84L83 169V173L81 172V170H82ZM90 168H91V172L92 173H90ZM111 168H113V169H111ZM122 169L121 171H123V172H121L120 170H117V169ZM153 170H152V169ZM172 168V169H171ZM180 168H181V170H180ZM199 168V169H198ZM210 168H212V169H210ZM3 169H5V170H3ZM22 169V170H21ZM98 169V170H97ZM100 169V170H99ZM107 169V170H106ZM108 169H110V170H108ZM125 169V170H124ZM141 169V170H140ZM146 169H148L147 170V174L145 173V171H146ZM151 169V170H150ZM156 169V170H155ZM161 169V170H160ZM162 169H164V170H162ZM192 169V170H191ZM210 169V170H209ZM10 170V171H9ZM94 170H95V173H93L94 172ZM128 170H129V172H128ZM133 170H136V171H133ZM138 170V171H137ZM158 170V171H157ZM165 170H168V171H165ZM174 170H176V171H174ZM203 170V171H202ZM252 170V172H250V171ZM253 170H255L257 173H255V171H253ZM18 171V172H17ZM88 171V172H87ZM97 171H102V172H104V171H106V172H104V173H102V172H97ZM109 171V172H108ZM124 171H126V172H124ZM130 171H131V173H130ZM154 171H155V173H154ZM180 171V172H179ZM184 171V172H183ZM20 172V173H19ZM22 172V173H21ZM85 172H87V173H85ZM111 172V173H110ZM134 174H133V173ZM135 172H137V174L135 173ZM151 172V173H150ZM165 172H168V174H166ZM175 172V173H174ZM181 172H183L184 174H185V176H184V178H183V175H181L182 173ZM187 172L189 173V174H187ZM194 172V173H193ZM203 172L205 173V175H207V176H205L207 179L206 180H204V174H203ZM250 172V174H249V176L251 177V178H253V180L249 177L248 178V173ZM13 173H15V174H13ZM99 173V174H98ZM108 173V174H107ZM112 173H114V175L112 174ZM126 173V174H125ZM149 173V174H148ZM153 173V174H152ZM169 173H171L170 174V176H169ZM174 173V174H173ZM196 173V174H195ZM209 173V174H208ZM254 173V174H253ZM13 174V175H12ZM19 174H21V176L18 175ZM88 174V175H87ZM91 174V175H90ZM93 174V175H92ZM136 174V175H135ZM143 174V175H142ZM175 174H177V175H179L180 174V176H177L176 177V175ZM187 174V175H186ZM198 174H201V176L199 175V177H198ZM255 174H256V176H255ZM258 174V175H257ZM17 175V176H16ZM97 175V176H96ZM98 175H102V177L101 176H98ZM110 176V178H109V176ZM125 175H130V176H128L129 178H127V177H125ZM140 175V176H139ZM146 175H147V177H146ZM168 175V176H167ZM192 175H194V176H192ZM208 175L210 176V177H208ZM243 175V176H244ZM247 175V176H246ZM254 177H253V176ZM12 176V177H11ZM13 176H15V179L13 178ZM87 176V177H86ZM105 176V177H104ZM123 176V177H122ZM188 176H190V177H193L192 179L190 178V177H188ZM203 176V177H202ZM21 178V180H20V178ZM85 177H86V179H85ZM89 177V178H88ZM92 179H91V178ZM96 177V178H95ZM100 178V182H98L99 181V178ZM138 177H140V178H138ZM172 177V179H170ZM176 177V178H175ZM178 177H179V179H178ZM188 177V178H187ZM256 177V178H255ZM106 178V179H105ZM133 178V179H132ZM144 180H143V179ZM186 178V180H190L191 181V183L189 182L188 183V181H184V179ZM202 178V180H200ZM209 178V179H208ZM14 179V180H13ZM16 179H18L17 181H16ZM22 179H23V181H22ZM27 179V180H26ZM28 179H30V181L28 180ZM107 180L106 182L105 181H103V180ZM111 179V180H110ZM115 179V180H116ZM131 179V180H130ZM140 179V180H139ZM148 179H149V182H148ZM83 180H84V182H83ZM87 180H89L88 182H90V180H91V182L92 181H94L92 184H91V182H90V184L89 183H86L87 182ZM110 182H109V181ZM113 180H114V178H113ZM171 180V181H170ZM178 182H177V181ZM179 180H181V181H179ZM183 180V181H182ZM197 180V182H195ZM255 180V181H256ZM15 181V182H14ZM19 181V182H18ZM29 181V182H28ZM136 181H137V183H136ZM138 181H140V183L138 182ZM193 181H194V183H193ZM199 181V182H198ZM209 181V182H208ZM254 181V182H255ZM18 182V183H17ZM95 182H97V183H95ZM142 182H144V183H142ZM151 182V183H150ZM169 182H172V184L171 183H169ZM177 182V183H176ZM183 182V183H182ZM252 182V183H251ZM14 183V184H13ZM17 185H16V184ZM86 183V184H85ZM95 183V184H94ZM104 183V184H103ZM106 183H108V185L106 184ZM148 183V184H147ZM149 183H150V185H149ZM154 183V184H153ZM176 183V184H175ZM178 183L182 186H180L179 185V187H177L176 185H178ZM183 185H188V186H183ZM186 183V184H185ZM188 183V184H187ZM198 184V185H195V184ZM199 183H200V185H201V183H203V185H207V186H205V188H204V186L203 185H201V186H199ZM167 184V185H166ZM171 184V185H170ZM210 186H209V185ZM13 186V188L11 187V188H9L10 186ZM36 185V184H35ZM89 185V186H88ZM96 185V186H95ZM105 185H107V187L105 186ZM109 185H110V187H109ZM149 186V188H151V189H149L148 190V186ZM174 185V186H173ZM191 185L193 186V187H191ZM91 186V187H90ZM102 186V187H101ZM107 188V189H105V187ZM136 186H137V188H136ZM138 186H140L139 187V189H138ZM141 186H143V187H141ZM147 186V187H146ZM153 186V187H152ZM172 186V187H171ZM189 186H190V188L192 189V191H195V192H191V189L189 188ZM203 186V187H202ZM209 186V188H207ZM15 187H16V189H15ZM85 187V188H86ZM164 187H165V189H164ZM167 187V188H166ZM169 187V188H168ZM8 188V189H7ZM143 188V191L141 190V189ZM147 189V190H145V189ZM172 188V189H171ZM177 188H179L178 189V191L180 190V189H182V190H180L179 192L177 191ZM184 188V189H183ZM187 190H189V191H186V189ZM195 188V189H194ZM198 188V189H197ZM199 188H201L200 190H199ZM252 187L250 186V189H251ZM6 189V190H5ZM11 189H13V192H11L12 190ZM32 189V190H31ZM169 189V190H168ZM197 189V190H196ZM204 189V190H203ZM8 190V191H7ZM30 190H31V193H30ZM33 190H35V191H33ZM141 191V193H140V191ZM151 190V191H150ZM184 190V191H183ZM206 190H208V191H206ZM252 190H254L255 191V189H253L252 188ZM7 192V195H6V193L5 192ZM17 193H16V192ZM148 191V192H147ZM164 191V192H163ZM169 191H170V193H169ZM175 191H176V194H175ZM198 191V192H197ZM199 191H200V193L201 192H204L205 193V191H206V194H204V193H201V195H204L203 197H205L206 198V201H204L205 199L204 198H202V196L201 195H199ZM254 191H251L252 192V195H254L255 194V192ZM10 194H9V193ZM34 192V193H33ZM146 192V193H145ZM183 192H184V194H183ZM186 192V193H185ZM191 194H190V193ZM197 192V193H196ZM254 192V193H253ZM14 195H13V194ZM143 193H144V195H143ZM150 193V194H149ZM165 193V194H164ZM174 195H173V194ZM180 193H182V194H180ZM197 195H196V194ZM5 194V195H4ZM15 194H17L16 196H15ZM29 194V195H28ZM34 194V195H33ZM135 194H136V192H135ZM136 194V196H138ZM189 194V195H188ZM3 195L5 196V197H3ZM12 195V196H11ZM31 195H33V196H31ZM149 195V196H148ZM166 195V196H165ZM183 195V196H182ZM191 195L193 196L194 195V198L193 197H191ZM198 195L202 198V199H199L198 198ZM28 196H30L29 198H27ZM104 196V197H103ZM108 196V197H107ZM8 197V198H7ZM15 197V198H14ZM34 197V198H33ZM100 197V198H99ZM107 197V198H106ZM110 197H111V199H110ZM118 197V198H117ZM145 197V198H144ZM149 197V198H148ZM190 197H191V199H190ZM3 198H6V199H3ZM12 198V199H11ZM33 198V199H32ZM94 198H95V200H94ZM103 198H104V200H105V202H101V201H104L103 200ZM114 198H115V200H114ZM149 199V200H147V199ZM151 198V199H150ZM172 198V199H171ZM174 198L176 199V202H175V200H174ZM179 198H180V200H179ZM182 198V199H181ZM8 199V200H7ZM29 199V200H28ZM94 201H93V200ZM119 199V200H118ZM123 200L122 202L120 201V200ZM125 199V200H124ZM186 199V200H185ZM188 199V200H187ZM194 201H193V200ZM198 199V200H197ZM8 202H10V203H7L6 201ZM30 200H32V202L30 201ZM99 200H101V201H99ZM112 200H114L115 202H112ZM154 202H153V201ZM170 200H172L171 202H170ZM178 200V201H177ZM184 200V201H183ZM14 202V204H13V202ZM29 201V202H28ZM90 201H91V203H90ZM109 201H111V202H109ZM158 201V202H157ZM168 201V202H167ZM174 201V202H173ZM183 201V202H182ZM187 203H186V202ZM196 201V202H195ZM198 201V202H197ZM2 202H3V204H2ZM24 202H26V203H24ZM31 202V203H30ZM94 202V203H93ZM97 202H99V204H96ZM152 202H153V204H152ZM160 202V203H159ZM190 202H193L194 204H192L191 203V205L192 206H190ZM87 203V204H86ZM105 203L107 204V205H105ZM108 203H109V205H108ZM112 203V205H110ZM116 203V204H115ZM121 203V204H120ZM125 203H126V206H124L125 205ZM129 203V204H128ZM155 203V204H154ZM159 203V204H158ZM172 203V204H171ZM197 203H200V205H201V207H200V205L199 204H197ZM23 204V205H22ZM27 206H26V205ZM93 206V207H90L89 208V206H91V205ZM101 204V205H100ZM123 204V205H122ZM152 204V205H151ZM185 204V205H184ZM204 204H206V206L204 205ZM211 206H210V205ZM24 205H25V207H24ZM89 205V206H88ZM103 205V206H102ZM116 205V206H115ZM124 206V207H122V209L120 208V206ZM130 205V206H129ZM208 205V206H207ZM87 206V207H86ZM107 206V207H106ZM108 206H110V208H108ZM127 206H129V208H127L126 209V207ZM158 206H160V207H158ZM169 206V207H168ZM183 206H184V208L186 209H184L183 208ZM187 206V207H186ZM198 207V209L196 208V207ZM209 206H210V209H209ZM133 207H135V208H133ZM175 208L174 210H173V208ZM193 207V208H192ZM1 207H0V216L3 214V212H5V209H2ZM91 209V208H95L94 209V211L95 212H97V214L96 215H94L95 214V212L93 213L92 211H90L89 209ZM107 208V209H106ZM113 208V209H112ZM123 208L125 209L124 211H123ZM184 210V211H182V209ZM88 209V210H87ZM103 209V210H102ZM115 209H117V210H120V211H118V213L116 212V210ZM147 209H149V210H147ZM158 209V210H157ZM172 209V210H171ZM196 209V210H195ZM203 209H205V210H203ZM1 210H3V212L1 211ZM29 210V209H28ZM100 210V211H99ZM131 210V211H130ZM137 210H140L139 212H141V211H143L142 212V214L140 213V215H137V214H139V212H137ZM147 210V211H146ZM152 210H153V212H152ZM161 210V211H160ZM163 210V211H162ZM164 210L166 211V212H168V213H166V212H164ZM177 210V211H176ZM180 210H181V212H180ZM190 210V211H189ZM198 210V211H199ZM26 211V212H25ZM130 211V212H129ZM150 211V212H149ZM157 211H158V213H157ZM170 211V212H169ZM23 212H25V213H23ZM103 212L105 213V212H107V213H109V214H107V213H105V215H103ZM123 214H122V213ZM135 212V213H134ZM137 212V213H136ZM173 212H176V214L175 213H173ZM177 212H179L180 214H185V215H183V217L179 214V213H177ZM185 212H187V215H186V213ZM191 212V213H190ZM89 213H87L88 215H89ZM93 213V214H92ZM110 213H113L114 215H116L117 216V219H120L119 221H121L120 223H121V225H123V228H119V231L120 232H118L117 230L118 229H116V230H113L112 229V227H111V225L108 227L106 224L109 222L108 221V219H107V216L108 215H110ZM125 213V214H124ZM127 213H129V215H127ZM144 213H145V215L147 216H149V218H148V216L146 217V216H144ZM160 213V214H159ZM171 213V214H170ZM188 213H189V215H188ZM193 213V214H192ZM22 214V215H21ZM131 214V215H130ZM135 215V217H134V215ZM157 214V215H156ZM163 214H165L164 216L165 217H162L163 216ZM172 214H173V216H172ZM19 215V216H18ZM94 215V216H93ZM142 215V216H141ZM161 215V216H160ZM13 216V218H11ZM17 216V217H16ZM69 216V217H68ZM122 218H121V217ZM129 216V217H128ZM139 216V217H138ZM158 216V217H157ZM167 216V217H166ZM170 218H169V217ZM176 218H175V217ZM190 216V217H189ZM96 217V218H95ZM127 217H128V219H127ZM171 217H173L174 219L172 220V218ZM188 217V218H187ZM1 218V217H0ZM18 218V219H17ZM123 218H124V222H123ZM130 218H132V220L130 219ZM139 218V219H138ZM170 220H169V219ZM182 218H183V220H182ZM185 218H187V219H185ZM190 218V219H189ZM71 219V220H70ZM163 219H165L164 221H162ZM180 219V220H179ZM191 220V224H190V222H187V220ZM197 219V220H196ZM201 220V222H200V220ZM68 220V219H67ZM66 220V221H67ZM106 220H107V222H106ZM128 220H130L129 222H128ZM136 220V221H135ZM184 220H186V223H185V221ZM188 220V221H189ZM192 220H195V221H197L198 222V225H196V223L197 222H194V221H192ZM206 222H205V221ZM65 221V224L67 223ZM134 221V222H133ZM161 221V222H160ZM165 221H167V222H165ZM8 222H9V224H8ZM105 222H106V224H105ZM131 222V223H130ZM156 222V223H155ZM158 222V223H157ZM172 222H174V224L172 223ZM175 222L177 223V224H175ZM180 222V223H179ZM181 222H183V224L181 223ZM194 222V223H193ZM201 224H200V223ZM203 222V223H202ZM110 223V222H109ZM129 223V224H128ZM135 224V225H133L132 226V224ZM161 223V224H160ZM164 223V224H163ZM188 223V224H187ZM205 223V224H204ZM70 224V225H69ZM86 224V225H87ZM93 224V225H92ZM126 224H127V226H126ZM171 225V224H173V225H179V227H180V229L182 230V232L184 233L183 235H175L174 233L171 235L170 234V232H169V228H168V225ZM184 224H185V227H184ZM202 224H204V225H206V226H208V227H205L204 225H202ZM105 225H106V227H105ZM109 225V224H108ZM129 225V226H128ZM183 225V226H182ZM189 225H191V226H189ZM18 226V227H17ZM76 226V227H77ZM197 226H200V229L197 227ZM3 227V228H2ZM162 227V228H161ZM165 227H166V229H165ZM191 228V230H190V228ZM195 227V228H194ZM203 229H202V228ZM136 228V230H134ZM160 228V229H159ZM185 228H187L186 230H185ZM198 228V229H197ZM206 228V229H205ZM208 228V229H207ZM10 229V230H9ZM111 229V230H110ZM129 229V230H128ZM159 229V230H158ZM165 229V230H164ZM195 229V230H194ZM83 230H84V232H83ZM100 230V231H99ZM101 230H103V231H105V232H103V231H101ZM122 230H124V231H122ZM165 231V232H162V231ZM188 230H189V232H188ZM11 231V233H9ZM107 231V232H106ZM112 232L111 234L109 233V232ZM114 231H117L116 233L114 232ZM128 232V233H126V232ZM132 231V232H131ZM134 231H136V232H134ZM186 233H185V232ZM191 231V232H190ZM206 231V232H205ZM100 232V233H99ZM126 233V234H128V236L126 235V234H124V233ZM137 232H138V234H137ZM169 232V233H168ZM9 233V234H8ZM98 233V234H97ZM105 234V235H102V234ZM109 233V234H108ZM120 233H122V234H124V235H122V234H120ZM130 233V234H129ZM136 233V234H135ZM168 233V234H167ZM172 233V232H171ZM190 233V234H189ZM193 233V234H192ZM4 234H7L8 236H6V235H4ZM99 234H101V236H99ZM107 234L109 235V237L107 236ZM112 234L114 235V236H112ZM116 234V235H115ZM140 234V235H139ZM170 234V235H169ZM2 235V236H1ZM98 235V236H97ZM126 235V236H125ZM130 235H132L131 237H130ZM121 238H120V237ZM122 236H125V237H123L122 238ZM169 238H168V237ZM176 236H177V238H176ZM188 236V237H187ZM189 236H190V238H189ZM128 239H127V238ZM133 237V238H132ZM135 237H136V239H135ZM172 237L173 238H175L174 240L172 239ZM178 237H180L179 239H178ZM183 237V238H182ZM186 237V238H185ZM101 238V239H100ZM124 238H125V240H124ZM129 238H132V239H130L129 240ZM122 239V240H121ZM135 241H134V240ZM6 242H5V241ZM98 240V241H97ZM124 240V241H123ZM173 240V241H172ZM176 240V241H175ZM178 240H181V241H178ZM186 242H185V241ZM89 241V243H87ZM103 241H105V242H103ZM111 241V242H110ZM126 241H127V243H126ZM129 241V242H128ZM134 241V242H133ZM138 243H137V242ZM188 241H190V242H188ZM114 242V243H113ZM120 242V243H119ZM121 242H123V243H121ZM132 242V243H131ZM176 242V243H175ZM182 244H180V243ZM188 242V243H187ZM193 242V243H192ZM91 243V244H90ZM95 243V244H94ZM98 243V244H97ZM100 243V244H99ZM108 243V244H107ZM131 245H130V244ZM137 243V244H136ZM174 243V244H173ZM187 243V244H186ZM76 244H77V241H76ZM94 244V245H93ZM104 244V245H103ZM106 244V245H105ZM110 244V245H109ZM114 244H117V245H114ZM125 244H126V247H124L125 246ZM86 245H84V247H86ZM92 245H93V247H92ZM97 245V246H96ZM99 245V246H98ZM101 245V246H100ZM119 245V246H118ZM120 245H122L123 247H121ZM128 245V246H127ZM130 245V246H129ZM178 245H179V247H178ZM191 245V247L193 246V249L190 247L189 248V246ZM109 246V247H108ZM112 246H114V247H112ZM140 246V247H139ZM176 246V247H175ZM185 246V247H184ZM7 247V248H6ZM97 247V248H96ZM100 247V248H99ZM107 247V248H106ZM132 248V250L131 249H129V248ZM181 247V248H180ZM187 247V248H186ZM102 248V249H101ZM116 248V249H115ZM124 250H123V249ZM127 248V249H126ZM133 248H135V252L137 253H135L134 252V249ZM86 249V248H85ZM101 249V250H100ZM195 249V250H194ZM207 248H204V250H206ZM81 250V249H80ZM121 250H123V251H125V253L123 252V251H121ZM137 250V251H136ZM143 250V251H142ZM7 251V252H6ZM102 251H103V253H102ZM111 251V252H110ZM120 251H121V253H120ZM131 251H133V252H131ZM193 251H196L195 253L193 252ZM100 253H102V255H100V257H99V254ZM107 253V254H106ZM128 253V254H127ZM130 253H132L133 255H136V257H137V259L135 258V256H132V254H130ZM178 253V254H177ZM5 254V255H4ZM110 254V255H109ZM123 254V255H122ZM111 255H113V256H116V257H124L125 258V260L124 261H122V262H120V260H110L109 258H108V256H111ZM126 255H127V257H126ZM139 255L141 256V257H139ZM171 255V256H170ZM102 256H103V258H102ZM129 256V257H128ZM166 256V257H165ZM177 256V257H176ZM99 257V258H98ZM130 257L133 259H130ZM185 257V258H184ZM189 257V258H188ZM91 258H92V260H91ZM94 258V259H93ZM142 258V259H141ZM160 258V260H158ZM180 258V259H179ZM182 258V259H181ZM109 261H108V260ZM127 259V260H126ZM179 259V260H178ZM94 260V261H93ZM105 260V259H104ZM128 260H130V262H128ZM136 260V261H135ZM139 260H141V261H139ZM169 262H168V261ZM172 260H173V262H172ZM181 260H185V261H182L181 262ZM191 260V259H190ZM92 261V262H91ZM138 261V262H137ZM167 261V262H166ZM180 261V262H179ZM148 262V263H147ZM177 262V263H176ZM110 263V264H111Z\"/></svg>", "mask_w": 264, "mask_h": 264}]
</instances>
